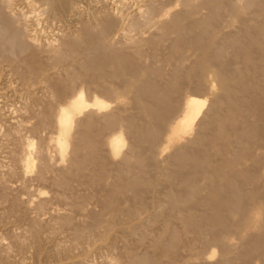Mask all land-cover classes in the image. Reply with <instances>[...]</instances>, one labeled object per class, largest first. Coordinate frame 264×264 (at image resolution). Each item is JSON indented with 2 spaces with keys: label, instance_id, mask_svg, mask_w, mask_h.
Returning <instances> with one entry per match:
<instances>
[{
  "label": "rangeland",
  "instance_id": "obj_1",
  "mask_svg": "<svg viewBox=\"0 0 264 264\" xmlns=\"http://www.w3.org/2000/svg\"><path fill=\"white\" fill-rule=\"evenodd\" d=\"M13 2L12 3H14L15 2V0H12ZM26 1V0H25ZM25 1L24 0H19V4L17 3L18 2V0H16V2L13 4V7H15V8H17V9H23V11H27L28 12V10L30 11V9H28L27 8V6H26V4H25ZM89 1H90V3H89ZM118 0H85V3H83L82 4V7H83V9H85L84 11H83V13H84V20L85 21H87L88 19H89V15L90 14H88V11H89V9H90V11H92V10H94L92 7L94 6V5H96V7L94 6V8L96 9H98V8H101V6H102V10H104L105 12H106V14L105 15H107V13H108V17L109 18H111V19H109V22H111L113 25H118V26H120L121 25V27H122V23H126V24H123V26L124 27H126L127 26V24H129L128 23V21L129 22H131V20H133V19H135V18H133V17H136V13L139 15V13L138 12H136V11H138L139 10V8L141 7V11H143V12H146L145 10H146V4H147V1H145V0H127V1H123V0H120V2L118 1ZM137 1V2H136ZM153 1V0H152ZM155 1V0H154ZM161 1H163V3L161 2ZM161 1H159L158 0V2L159 3H161V4H163V5H161V6H168V7H171V4H173L172 5V9L174 10V14L176 13V15L178 16V17H180L181 18V20L183 19V21H186V20H188L187 18H188V16H190L189 17V20H190V18H192L193 19V16H195V15H200V17H202L201 18V20H206V21H204V22H207L208 24H206V23H204L205 24V27H203L204 26V24L202 23V21H201V24H202V30L201 29H199V30H201V31H199V30H196V27H200V25L201 24H199V26H196L197 24H196V22H193L192 24L190 23V25H193L194 26V23H195V26L193 27V26H191V27H193V28H191V29H193L195 32H196V34H195V32L192 34L193 36V38L196 40V38H195V35L197 36V34L199 33H201L200 35H199V37L197 38L199 41L201 40V39H203L204 37H207L206 39H205V41H209L210 39L212 40V42H215V44H216V41H215V38H213L214 37V35H216L215 33H213L214 31H211V29L212 28H215L214 26L213 27H211L210 26V24L211 25H214V23H215V25L217 26H221L222 28H223V30H225L226 32H231L232 31V29L234 28L233 27V25H234V23H228L227 25H226V23L223 21V19H224V17L227 15V13H229L228 11H226V7L229 5V3H231V0H219V1H217V0H205V6H204V0H188L189 2H187V0H186V5L184 4V3H182V2H185V1H183V0H161ZM193 1V2H192ZM195 1V2H194ZM202 1V2H201ZM216 3H215V2ZM229 1V2H228ZM261 2H262V0H260ZM260 1L258 2V4H256V5H252V7L250 6V10L251 11H249V8H248V11L247 10H245V12H244V14L245 13H247V12H253V11H256V9L258 10L259 8V6H261V5H264V3H260ZM264 1V0H263ZM21 2H24L23 4L21 3ZM93 2H95L94 4H93ZM99 2V3H98ZM101 2V3H100ZM122 2V3H121ZM156 2V4H155V6L159 9H163L164 7H160L159 6V4H158V2H157V0L155 1ZM199 2V3H198ZM219 2H222V3H220V5H219ZM97 3V4H96ZM121 5H120V4ZM165 3L167 4V5H165ZM169 3H171V4H169ZM180 3H181V5H180ZM189 3V4H188ZM192 3H195V4H193L192 5V7H187L188 5H190L191 6V4ZM224 3L225 4H228L227 6L226 5H224ZM89 4V5H88ZM93 4V5H92ZM100 4V5H99ZM117 4V5H116ZM119 4V5H118ZM133 4V5H132ZM158 4V5H157ZM188 4V5H187ZM196 4H197V6H196ZM217 4H218V7H217ZM222 4V5H221ZM259 4H261V5H259ZM23 5H25L26 7H24ZM36 5V4H35ZM38 5V4H37ZM85 7H84V6ZM104 5H106V7H108L107 9H108V11L109 12H107V9H105L106 7L104 6ZM117 7H115V6ZM175 5V6H174ZM199 5V6H198ZM214 5H216V7L214 6ZM257 5H258V7H257ZM21 6V7H20ZM91 8H90V7ZM122 6V7H121ZM125 6H126V8H125ZM139 6V7H138ZM145 6V7H144ZM159 6V7H158ZM220 6H224V7H222L225 11H223V9L222 10H219V8H221ZM226 6V7H225ZM254 6H256V7H254ZM137 7V8H136ZM175 7V8H174ZM183 7H185V8H183ZM195 7H199L198 9L197 8H195ZM205 7H207V8H205ZM214 7V8H213ZM24 8H25V10H24ZM89 8V9H88ZM116 8V9H115ZM121 8H122V10H121ZM128 8V9H127ZM135 8V9H134ZM142 8L144 9V10H142ZM165 8H167V7H165ZM189 8H192L191 10L189 9ZM216 8H218V11L216 10ZM254 8H256L255 10H252V9H254ZM260 8H262V11H259V10H261V9H259L258 11H259V19L257 18V17H254L253 19V23H252V25L254 26H251L250 24V22H247V23H249V24H245L244 26H247L248 25V27H249V25H250V27L249 28H252V29H249L252 33H253V29L254 28H257L256 29V31L258 32V34H257V32L256 31H254V33L256 32V35L254 36L253 34V37H249L250 39H248V35L249 34H251V32L249 33L248 32V28L246 29V27H245V29L246 30H244V31H246V33L248 32V34L247 35H244L243 37L245 38V39H242L243 37H241L242 35L241 34H239V36L238 37H240L241 39H240V41H246L245 43L243 42H241L242 44H241V47H239L240 46V42H238L239 43V45H238V43L237 44H235L237 41H239V39H234V38H236L237 36L236 35H234V34H231V35H229L228 33V35H227V37H233L234 36V38H232L231 37V39H233L232 41H234V40H236V42L234 43V50L237 52H232L233 50H229V49H233V46H231L230 45V43L232 42H230V38H228L229 39V41L228 42H230L229 43V45H228V42H226L225 41V39H227L225 36L226 35H224V34H219L221 37V39H216L217 40V42H218V40L221 42V44H219V46L222 48V51H224V52H222V55H221V59H223V60H225V61H229L228 63H229V67H230V65H231V67H230V69L233 67V65H235L232 69H235V70H233L234 72H236L235 74H233L234 72L232 71V73H231V71H230V69H228L227 70V68H225L223 65L221 66V65H219V64H217L216 63V65L214 66L215 67V69H220V66H221V69H223V70H227V72H229L228 74H233V75H231L230 77L229 76H227V74H225L224 76H221V75H219V76H216V75H214L213 73H211L210 75V84H211V92L210 93H204V89L201 91V89H195L194 87H195V85H196V82L194 83H191L190 84V86L191 87H187V85H185L184 83H185V79H186V75H184L183 77L181 76V74H179L181 71H177V72H179V73H177L176 72V68H175V72L177 73H174V69H173V71H172V68H174V67H172L173 66V64L175 65V61H177V59L174 61V56L175 55H177L176 53L178 52L177 50H175V52H172L171 53V51H174V48H172V45H174V46H176V47H178L177 45H175V43L177 42V39L178 38H176V37H178V34L179 35H183V36H185V34H183V32L181 31V29H180V27L182 26V23H180V24H178L177 25V22H171V21H174V18L173 19H171L170 18V16H169V18L171 19L170 20V22L168 21H165L166 23H163L164 25H168V24H170V26H172L173 25V23L175 24L174 25V28H173V26H172V28L175 30V34H174V37L173 38H171L173 35V33H174V30H171L170 32H171V34L170 33H168V31H169V29L166 31L167 33H168V38H170L171 40H169L168 38H166L167 37V35H165V34H167L166 32H165V28H164V26H162V28L163 29H165L164 31H162L161 30V26H159V24L157 25V23H154L153 21V23L151 22V21H145V23L142 21V20H145V18H144V13H143V15H142V13H140L141 15H139V16H141V18L140 17H137V19L139 20H141L142 18V20H141V22L143 23V25H145V27L146 28H148V29H146V28H143L144 26H142V29H146L143 33L142 32H140V33H142L143 35L145 34L146 35V38L148 37L150 40H149V42L151 41V40H154V41H156V42H152L151 41V43H153V44H150V46H148L149 45V42H147V39H144V40H146V41H144L143 43H146V45H144L143 43H140V44H137V43H139V40H137L134 44H136V46H139V48H140V46L144 49V50H146L147 52H148V62L150 63V61L151 62H154V64L155 65H153V63L152 64H150V66L152 67V65H153V69L151 68V69H149V71H150V73H154V72H156L157 74L159 73V77L156 75V73H154V75H156V76H154V75H152L154 78H161L162 77V79H164V81L166 80L165 78H169V76L168 75H171V77H172V79H173V77H177V78H175V79H173V80H170L171 79V77H170V79H168L167 78V80H169V81H172V84H167L168 86H169V88H165V91H164V93H167L168 95H164V93L162 94L163 96H164V99H165V96H167L166 98L167 99H163V98H161V99H159L160 97H163L162 95H160V97L159 96H153V95H155V94H153L152 96L153 97H155V98H157V97H159L158 99H153L152 100V106H151V104L149 103V100H146V101H148V103L150 104H148L146 101H144V102H146L147 103V105L145 106L146 107V113L147 114H149V115H147L146 113H144L143 111H142V109H141V107L140 106H137V104H135V103H137L135 100H137L138 102H143V101H139L138 99H135L134 98V100H133V102L131 101V103H124V108H126L127 107V109H126V111H125V115H128L129 117H131L132 116V118H130L129 119V117H126V120H127V124H126V122H125V126L127 125V127H126V129H127V131L126 132H124V135H125V145H124V148H123V150L124 151H122L123 152V154H122V156H121V154L119 155V156H116V158H111V162H112V164H113V166H112V164H110L109 163V161H110V156L108 157V159H106L105 157H106V149H105V147H104V145H101V144H103V142L101 141V139H103L105 136H106V134H107V132H108V130L110 129V128H112L110 125H107L106 124V122H104V121H106V120H104L103 118L101 119V116H100V119H99V117H97V116H95L94 117V115H93V120L94 121H91L92 123H89V125H88V123H87V127H85L86 126V124H84V122L85 121H83V126L82 125H80L81 127H77L76 128V137H77V143L78 144H80L81 142H82V139L81 138H86L85 136H83L82 137V133L83 132H81V131H85V130H87V131H85V133H84V135H86V134H88V138H87V140L91 137V136H93V134H94V136H96V138L101 134L100 132H102V136H104L103 138H102V136L100 135V137H98V138H101V139H99V142L101 143L100 144V147L101 146H103L104 147V149H103V147H101L100 149H98L99 148V142H98V138L97 139H94V137H91L92 139H94L93 141H91V140H89L88 142L90 143V145L89 144H87V145H85V143L83 144V145H85L84 146V148L82 149V143L80 144V147L79 146H77L78 147V149L76 148V150H78L77 152H76V150H75V153H74V150H72V152L73 153H71V151L70 152H68V157H71V158H69V159H66V161H68L67 163V167H65V165H64V161H62L63 163V165H64V167H62L63 165L61 164V166L60 165H58V164H55L54 163V161H58L56 158L58 157V156H55V152L56 151H54V153L51 151L53 148H51L52 146V144L51 145H49V147L51 148H49L50 150L49 151H51L52 152V154H54L53 156H52V154H51V152H49V151H47L48 152V155H51L53 158H55V160L51 157V159H50V161L53 159V161H51V162H49L48 164H49V166L48 167H46V169L47 170H51L49 173H47V171H46V169L45 168H43V170L44 171H46V172H44L42 169H40L41 168V165L39 166V159H36L35 161H34V165L36 164H38V166H36L37 167V169L39 168L40 169V171H37L36 170V168L34 167V169L33 170H35V172L37 171V172H39V173H35V177H34V171H30L33 175H29V172L27 173V172H25L24 171V169H23V164L22 165H20V160L19 161H17V159H19V156H21V158L22 157H24V152H25V150L24 151H21V154L19 155V153H20V151L19 150H23L24 149V146H23V148H22V146H21V138L19 137L20 135H22L23 137H27V138H23V140L22 141H24V143L22 144V145H24L25 144V139H27V140H33V142H36L37 141V139H38V141L36 142V144L34 143V145L37 147L38 145H40V141H41V139H45V137L44 136H46V139H47V135H48V132H49V129H47V127L45 126L44 127V125L42 124V122L41 123H39L40 121H39V119H41V121L43 120L42 118L44 117V115H43V111H41V110H39V109H41L42 107H43V110H44V106L46 105V104H44V103H48V101H49V103L47 104V105H50L51 103L53 104L54 102H56L57 101V98H56V95H51L52 93L54 94V92H56V91H54V92H51V91H53V89H55V90H58V93L59 92H61V90H63L64 91V89H67L66 88V82L68 81V79H69V76L72 74V73H75V72H77L76 71V69L78 70V71H80V69H78V68H75L74 70H73V67H71V70H69V68H67V70L68 71H71V72H68L67 70H65L64 69V71L65 72H68V74L67 73H65L63 70L61 71V73L62 74H64V76H62L63 78L65 77L66 78V75L65 74H67L68 75V79L66 78V79H63L62 77H61V73H60V78H61V81H63V80H65V82H64V84L63 83H61V81H60V79L59 78H55L58 82H55L54 81V83H58V84H54L53 83V85H56V87H57V85H58V87H61L60 89H58V88H56L55 86H54V88H51L52 90L51 91H49V93L47 92V90H45V89H48V88H45L43 85L44 84H42L40 81H38V79H37V82H36V79H34V77L33 78H30L29 77V82L25 79L27 76H23V72H24V69H22V68H20L21 70H18V68H16V70H15V68H12L13 69V71H15V74H13L14 72L12 71V69H11V67H7L6 69H4L5 68V66L4 65H2L1 67H0V69L3 71H1L0 70V126L2 125V127H0V163H1V165H0V190L1 191H3V192H1L0 191V264H178L177 262H179V264H186V263H188V264H220L221 263V261H222V263L221 264H245V262H246V264H264L263 263V261H264V249L262 248V246L264 247V243H262V242H264V194H262V193H264V173H262V172H264V137H262L261 138V136H264L263 135V132H264V101H262V100H264V92H262V90H260L261 88L260 87H262V89L264 88L263 86H264V28H263V26H262V24L264 23L263 22V20L264 19H262L263 17H264V12H263V9H264V6H261ZM28 9V10H27ZM92 9V10H91ZM181 12H179L178 10ZM186 9V10H185ZM188 9L190 10V11H192V12H190V11H188ZM195 9V10H194ZM200 9V10H199ZM212 9V10H211ZM88 10V11H87ZM121 10V11H120ZM172 10V11H173ZM182 10V11H181ZM196 10H199V11H196ZM207 10V11H206ZM208 10H209V12L211 13V11H212V13L214 14V17L213 18H211L213 15H212V13H211V15H210V13L208 14ZM31 11H33V10H31ZM30 11V13H32L31 14V16H32V20H33V22L34 21H39V22H34V23H39V27H40V24L42 23L43 25H41L42 27V29L41 28H39V32H40V34L38 35L37 34V36H38V39L40 40H38L39 42H41V41H43L44 39V41H46L47 39H52V38H56L57 40H56V43L57 42H63L62 40H61V38L64 40L66 37L63 35H61V36H59V34L61 33V31H57V30H60V28H61V30L62 29H65L66 28V25L68 24V22L65 24V23H63V22H59V21H56V20H53V19H51V18H48L47 16H44V15H46V14H36V13H39L38 12V9H36V12L35 11H33V12H31ZM124 11V12H123ZM135 11V12H134ZM140 11V12H141ZM177 11H178V13L180 14V16H179V14L177 13ZM247 11V12H246ZM112 14H111V13ZM118 12V13H117ZM193 12H196V13H193ZM200 14H199V13ZM207 12V13H206ZM224 12H227L226 13V15H225V13ZM260 12H261V14H262V16L260 15ZM263 12V13H262ZM29 12H28V15L30 14ZM90 13V12H89ZM122 14V15H120V16H123V17H120L119 16V14ZM130 13V14H129ZM135 13V15L134 16H132V18L133 19H131V15L132 14H134ZM207 15H210V17L208 16H204L205 14ZM33 14H36V15H33ZM87 14V15H86ZM129 14V15H128ZM145 14H147V13H145ZM202 14V15H201ZM204 14V15H203ZM221 14L222 15H225V16H223L222 18H221ZM39 15H41V17H46L47 18V20H46V18H41V17H39ZM182 15V16H181ZM187 16V17H185V16ZM192 15V16H191ZM247 15V14H246ZM34 16H37V18L35 17L34 18ZM120 17L119 19V23L116 21V20H118V17ZM127 16H128V18H127ZM145 16H147V15H145ZM171 16H173V15H171ZM261 16V17H260ZM38 17L40 18V20L38 19ZM85 17H87V18H85ZM129 17H130V20H129ZM107 18V17H106ZM124 18V19H123ZM126 18V19H125ZM168 18V19H169ZM180 18H178L179 19V22L181 21L180 20ZM196 19H198L199 20V16L198 17H195ZM205 18V19H204ZM208 18V19H207ZM35 19H37V20H35ZM43 19H44V21H43ZM48 19H51L50 21V23H49V21H48ZM82 19V20H83ZM108 19V18H107ZM115 19V20H114ZM177 19V20H178ZM215 21H214V20ZM45 20H46V22H45ZM83 20V21H84ZM111 20V21H110ZM125 20V21H124ZM212 22H211V21ZM257 20H259V22L257 21ZM260 20L262 21V22H260ZM42 21V22H41ZM122 21V22H121ZM223 21V22H222ZM32 22V21H31ZM56 22H57V24H56ZM149 22H151V23H149ZM258 23L259 25V29H258V26L256 25V23ZM45 23V24H44ZM54 25H53V24ZM63 23V24H62ZM198 23V22H197ZM223 23V24H222ZM237 24L239 23V22H236ZM235 23V28L233 29V30H237L236 28L239 26V24H238V26H236L237 24ZM261 23V24H260ZM49 24V25H48ZM51 24V25H50ZM61 24V25H60ZM147 24V25H146ZM148 24H150V25H148ZM152 24L154 25V26H152ZM232 26H231V25ZM53 25V26H52ZM63 25V26H62ZM161 25H162V23H161ZM225 25V26H224ZM264 25V24H263ZM43 26H45L44 28H43ZM49 26V27H48ZM158 26H159V28H158ZM165 26V27H166ZM184 26V25H183ZM231 26V27H230ZM256 26V27H255ZM261 26H262V28H261ZM46 27H48V29H46ZM65 27V28H64ZM151 27V28H150ZM153 27H154V29H153ZM155 27H157V28H155ZM178 27H179V29H178ZM188 26H186V28H187ZM233 27V28H232ZM58 28V29H57ZM182 28V27H181ZM184 28H185V26H184ZM195 28V29H194ZM206 28H209L208 30H209V33L208 32H206L207 34H209V36H210V38L208 39V35L205 33H203L202 31L204 30V29H206ZM229 29V28H232V29H229V30H226V29ZM41 29V30H40ZM156 29H158V30H156ZM176 29L178 30V31H176ZM262 29V30H261ZM148 30V31H147ZM212 30H214V29H212ZM231 30V31H230ZM255 30V29H254ZM51 31V32H50ZM57 31V32H56ZM65 31V30H64ZM122 31H124L125 32V29L124 30H122ZM121 31V32H122ZM147 31V32H146ZM151 31V32H150ZM179 31H181L182 33L180 34V32ZM259 31H261V32H259ZM263 31V32H262ZM121 32L119 33L120 34V36L119 37H121L122 38V36L124 35V34H122V36H121ZM133 32H135L136 33V31H130V32H128V34H130V35H135V33H133ZM159 32V33H158ZM164 34L165 36L164 37H162V39H161V36H163L162 34ZM165 32V33H164ZM177 32H179L178 34H176ZM211 32H212V34H211ZM232 32H234V31H232ZM236 32V31H235ZM56 33H59V34H56V36H55V34ZM123 33V32H122ZM125 33H127V31L125 32ZM138 34V32L136 33V35L135 36H137V37H135V38H139L138 36H140L141 34ZM151 35H150V34ZM204 35H203V34ZM259 33H262V34H259ZM49 35V37H48V35ZM138 34V35H137ZM148 34V35H147ZM160 35L161 34V36H158V40L156 39L157 37L155 36V35ZM171 36H170V35ZM57 35L60 37L59 39H60V41H58V38H57ZM152 35H154V36H152ZM177 35V36H176ZM203 35V36H202ZM207 35V36H206ZM212 35V36H211ZM218 34H217V36H219ZM52 36V37H51ZM142 36V35H141ZM140 36V37H141ZM151 38H153V39H151ZM183 36H179L180 38L178 39V44L181 46V49H182V52L183 53H186L187 52V50L186 49H188V48H185V47H182L183 46V44H185L184 42L185 41H187V40H185V38L183 37ZM202 38H201V37ZM217 36H215V37H217ZM247 36V37H246ZM41 37H43V38H41ZM48 37V38H47ZM63 37H65V38H63ZM154 37H155V39H154ZM182 37L184 38V40L182 39ZM191 37V35H190V38L193 40V43H194V39ZM237 37V38H238ZM257 37H259V38H261V39H257ZM263 37V38H262ZM121 38H118V39H121ZM143 38H145V37H143ZM213 38V39H212ZM222 38H224L223 40L226 42V44L225 43H223V41H222ZM256 38V39H255ZM43 39V40H42ZM161 39V40H160ZM164 39V40H163ZM174 39H176V41H174ZM246 39H248V40H246ZM251 39H253V40H251ZM67 40V39H66ZM164 42H163V41ZM165 40H168V41H165ZM192 40H190V41H192ZM250 40H251V43H250ZM256 40V41H255ZM259 40H260V42H262V43H260L259 42ZM65 41V40H64ZM159 41V42H158ZM172 41H174L173 42V44H172ZM189 41V40H188ZM202 41V40H201ZM248 41V42H247ZM160 42H163V43H160ZM180 42H181V44H180ZM257 42V43H256ZM44 43V42H43ZM54 43H55V41H54ZM189 43V42H188ZM192 43V44H193ZM202 43H204V40L202 41ZM225 44V45H223V44ZM255 43L257 44V45H255ZM259 43V44H258ZM60 44V43H59ZM156 44H158L157 45V47H156ZM186 44H187V42H186ZM192 44H190L191 46H192ZM57 45H58V43H57ZM60 45H62V44H60ZM155 47V49L157 48V50H155L154 49V47ZM201 45V44H200ZM217 45V44H216ZM226 45H228L227 47H230V48H227L228 49V51L226 50V49H223L224 48V46H225V48H226ZM244 46V48H243V46ZM173 46V47H174ZM203 45H201V47H202ZM218 46V45H217ZM236 46V47H235ZM257 46V47H256ZM153 49H152V48ZM158 47H160L159 49H158ZM162 47V48H161ZM176 47H175V49H176ZM193 47H195V46H192V48ZM197 48H198V46H196ZM195 47V49H190L189 48V50H188V52L186 53V55H185V57L184 58H187L186 60H184V62L185 61H187V62H185V63H187V64H190L189 62H191V61H189L188 62V60L190 59H192L193 58V60L194 59H196V57H198L197 59L199 60L200 58H201V56L200 55H197L198 54V52H200L201 53V49H200V51H198L197 52V48ZM254 47V48H253ZM132 48H133V46H129L128 47V50H130V51H132ZM178 48H180V47H178ZM259 48H262V49H260L259 50ZM149 49H151V50H149ZM162 49V50H161ZM173 49V50H172ZM181 49H179V50H181ZM244 49V50H243ZM245 49H246V51H245ZM253 49H254V52H253ZM154 50L156 51V52H154ZM162 52H161V51ZM192 50V51H191ZM195 50V51H194ZM251 50V51H250ZM152 51H153V53H152ZM228 52V55H227V52ZM245 51V52H244ZM247 51H248V53H247ZM256 51H258V52H256ZM194 52V53H193ZM196 52H197V54H196ZM231 52V53H230ZM251 54H250V53ZM158 53V54H157ZM160 53V54H159ZM163 53H164V56H166V57H169V58H166V57H164L163 56ZM167 53H169V54H167ZM172 54V57H171V54ZM179 53V52H178ZM199 53V54H200ZM233 53V54H232ZM244 53H246L245 54V56H244ZM255 53V54H254ZM258 53V54H257ZM260 53H261V55H260ZM154 56H153V55ZM166 54V55H165ZM188 54V55H187ZM197 55V56H195V55ZM226 54V55H225ZM231 54V55H230ZM248 54H249V56H248ZM156 55H159L158 57L156 56ZM189 55H191V56H189ZM253 55V56H252ZM156 56V57H155ZM189 57V59H188V57ZM153 57H154V59H153ZM170 57H171V59H172V61H170L171 59H170ZM176 57V56H175ZM191 57V58H190ZM236 57V58H235ZM245 59H244V58ZM247 57H248V61L250 62V63H247ZM257 57V58H256ZM158 60H157V59ZM234 59V60H230V59ZM151 59V60H150ZM167 60L166 61V63H165V61L163 62V60ZM169 59V60H168ZM220 59V58H219ZM235 59H237V60H235ZM259 59H260V61H259ZM153 60V61H152ZM157 62H156V61ZM192 60V61H193ZM215 60V62L216 61H218V60H216V58L215 59H213L212 61H214ZM256 60V61H255ZM196 61V60H195ZM221 61V60H220ZM233 61H237V63H239V65L238 64H236L235 62V64L233 63ZM241 61V62H240ZM243 61V62H242ZM246 61V62H245ZM159 62V63H158ZM174 62V63H173ZM183 62V63H184ZM219 62V61H218ZM260 62V63H259ZM170 63V64H169ZM222 63V62H221ZM241 63H242V65H241ZM156 64H158V67H160L159 69H161V66L162 67H164V68H162V70L163 71H168V73H170V74H165L164 72H162V71H159L157 68V66H156ZM172 64V65H171ZM246 65V69H242V68H245L244 66ZM169 65V66H168ZM171 65V66H170ZM191 65H192V63H191ZM190 65V66H191ZM239 67H238V66ZM252 67H251V66ZM155 66V67H154ZM185 66H187V65H185ZM238 68H237V67ZM242 66V68H241V71H240V67ZM259 66H261V67H259ZM87 67V66H86ZM85 67V68H86ZM171 68V69H169V68ZM194 67V66H193ZM192 66L191 67H188V68H193ZM216 67H219V68H216ZM225 69H224V68ZM85 68H81V70L82 69H85ZM195 68L197 69V67L195 66ZM194 68V69H195ZM249 68V69H248ZM9 69V70H8ZM11 69V70H10ZM156 69V70H155ZM180 69V68H179ZM178 69V70H179ZM187 69V68H186ZM196 69H195V71H196ZM236 69H237V71H236ZM239 69V70H238ZM11 73V71H12V73L8 76V74H9V72ZM158 70V71H157ZM180 70H183V72H185L184 71V69H180ZM190 70V69H189ZM193 70V69H192ZM252 70V71H251ZM19 71V72H18ZM49 71V70H48ZM47 71V72H48ZM51 71V70H50ZM154 71V72H153ZM194 71V70H193ZM193 71H190V74L191 75H193L192 73H193ZM246 72V74L244 73V75L242 74H240L239 72ZM6 72H8V73H6ZM160 72H161V74H160ZM188 72L189 71H187L186 73L188 74ZM237 72H238V75L240 76H236V74H237ZM257 72H258V74H260L261 75V77L263 76V78L261 79V78H259L258 77V75H257ZM260 72H262V73H260ZM16 73H18V74H20L22 77H19V75L18 74H16ZM71 73V74H70ZM162 73H164L165 74V76H164V74H162ZM167 73V72H166ZM185 73V74H186ZM13 74V75H12ZM70 74V75H69ZM16 75V76H15ZM163 75V76H162ZM175 75V76H174ZM178 75V76H177ZM179 75H180V77H179ZM195 75H196V72H195ZM256 75H257V77H256ZM259 75V76H260ZM15 76V77H14ZM17 76H18V78H17ZM9 77V78H8ZM58 77H59V75H58ZM247 78V77H249L250 79H246L247 81H251L252 82V84H253V86H252V89L253 90H251L250 88V86H251V84H250V81H249V84H248V82L244 79V78ZM252 77H253V79H254V77H255V79L256 80H254V82H255V84H256V82H257V80H263V82L261 83L260 82V80L257 82V84L256 85H254V82H253V80H252ZM20 78H22V79H20ZM80 79L81 78H83V76H80L79 77ZM78 78V79H79ZM258 78V79H257ZM17 79V82L15 81V80ZM19 79V80H18ZM33 79V80H32ZM78 79H77V81H78ZM222 81V82H220V80ZM230 79H232V80H230ZM239 79H240V81L242 80L243 81V79L245 80V83H247V84H245V85H243L241 82H240V84L241 85H243L244 87H246V89H244V87L243 86H241L238 82H239ZM10 80V81H9ZM21 80V81H20ZM22 80H25V81H22ZM30 80H31V82H30ZM67 80V81H66ZM175 80V82L173 83V81ZM15 81V82H14ZM20 81V82H19ZM169 81H167L168 83H170ZM215 81V82H214ZM236 82L233 86H231L232 85V83L233 82ZM238 81V82H237ZM11 82V83H10ZM33 82V83H32ZM35 82V83H34ZM166 82V83H167ZM221 83L222 85H223V88L225 89V88H227V89H229V90H227V94L224 92V90H221L222 89V87H220V85H219V83ZM244 82V81H243ZM9 83H10V85L11 86H14L13 87V91H11L12 90V88L10 87V85H9ZM18 83V84H17ZM21 83H23V84H21ZM24 83L26 84L25 86H24ZM31 83V84H30ZM186 83H188L187 81H186ZM217 83V84H216ZM227 83H230V85L229 84H227ZM6 84H8V85H6ZM19 84H20V87H19ZM27 84H30V86H31V88H32V90H30V86L29 85H27ZM34 86H33V85ZM37 86H36V85ZM42 84V85H41ZM175 84H177L176 86H175ZM183 84V85H182ZM194 84V85H193ZM3 85V86H2ZM172 85H174L175 87H177L176 89H175V87L173 86L172 87ZM184 85H185V87H184ZM225 85V86H224ZM227 85V86H226ZM247 85V86H246ZM248 85H249V87L250 88H248ZM257 85H261V86H257ZM23 86V87H22ZM36 86V87H35ZM39 86H42V88L41 87H39ZM63 86H65V88L63 87ZM242 87V89H241V87ZM28 87H29V90H27L28 89ZM44 87V88H43ZM172 87V88H171ZM178 87H180L179 89H181V90H183L184 88V91H180L179 89H178ZM184 87V88H183ZM233 87V88H232ZM259 87V88H258ZM5 88V89H4ZM11 88V89H10ZM17 88H20V89H17ZM38 88H40L39 90H41V91H46V92H43L45 95H43V93L41 92H39V90H38ZM62 88H64V89H62ZM190 88H192V90H190ZM193 88H194V90L195 91H197V92H195L194 90H193ZM201 88V87H200ZM236 88V89H235ZM257 88L259 89V90H257ZM10 89V90H9ZM21 89H25L24 90V92H22L21 91ZM35 89H36V91H35ZM167 89H169V90H167ZM172 89V90H171ZM177 92H175V94H173L174 93V90ZM237 89H239V90H241V91H244V92H241V91H237ZM19 90V91H18ZM48 90H50V88L48 89ZM226 90V89H225ZM232 90V91H231ZM234 90V91H233ZM249 90H251V92L249 91ZM4 91H5V93H4ZM15 91V92H14ZM16 91H18V92H16ZM30 91V92H29ZM35 91V92H34ZM38 91V92H37ZM170 91H172V92H170ZM182 93V94H180V92ZM188 91V93H190L192 96H194V93H195V95L197 96V97H199L200 96V98L201 99H203V98H206L207 96V98L205 99V102H204V109H206V111H209V109L211 108H213V112L214 113H218V112H216V110L217 111H221V112H219L217 115L215 114V115H213V113H208L209 115L207 116V112H206V115L204 114L205 113V110H204V112H202L203 114H200L199 113V115L201 116L200 118L197 116V118L198 119H196V121H195V125H194V129H193V135L195 134V136L197 135V134H199V138H201L203 141H204V143H205V141L207 140V143H208V141L209 140H213L212 142L211 141H209L210 143H208V145L210 146V148L209 149H211V145L213 144L214 145V142L215 141H217L216 139H213V138H215L214 136L215 135H217V127L216 126H214L212 123H214V121L215 120H213L212 118L213 117H215L216 116V118L215 119H217L216 120V122L215 123H217V122H219V123H222V125H224V123L226 124L225 126H228L225 130H224V132H227L228 130L230 131V133H229V131H228V133L227 134H225L226 135V142L228 141V143L230 142L229 141V139H230V137H229V134H230V136H231V139L233 138V135H234V132H235V130L233 131V128L236 126L235 125V122H237V125H242V126H245L248 130H249V132H252V133H250V135L251 136H249V135H247V138H245L244 137V135L246 136V133L248 134L249 132H246L245 131V133L244 134H242V137H244V139L242 138L241 139V143L243 142L244 143V145H245V147L240 143L239 144V147H240V145H242L243 147H241V148H238V150H237V146H236V151H235V153H234V155H235V159H234V155H233V157L231 156V160H230V162H231V165L229 166V167H231L232 166V169L234 168V170H232V173L235 171V172H237L238 173V175H239V173H240V176L242 177H240V176H238V178H236V176H234V177H232L231 178V184H232V188H230L229 187V189L230 190H232V191H234L235 190V192H237V189H238V192H241V193H239V195H235L236 193H232V195L234 196H231V195H229L228 194V196H230V197H232L231 198V200L232 201H227V202H230V203H227V202H225L224 203V206L226 207H228V210H227V208H226V210L225 211H227V212H225V214L227 215V217L229 216H231L230 217V219L228 218V220L230 221H226L225 219H227V217L226 218H224V216H225V214L223 213L224 211H222V209H225V207L224 206H222V204L223 203H221V199H219V198H221V194L219 195L218 193H216L217 195H215L214 193H211L212 191L209 189V188H202V187H198V183L196 182V180H198V182H200L199 180L201 179V177H200V172H201V168H202V164H199L198 166H196V164H197V162H199L198 160H196V162H193V161H195L194 159L196 158H191L192 159V161H191V159H189L188 161L189 162H186L185 163V161L187 160V159H184V163H181V162H183V158L181 157V155H179V153L177 152V150H174V151H176L177 153H175V152H171V150H173V148L171 149V148H167V149H163L162 151H163V153H162V151H157L156 150V147H155V149H154V151H153V149L151 148V150H150V148L148 149H146V147H147V144H148V146L149 145H152V144H150V143H153V141L152 140H150L151 138H149L150 136H146L145 137V135L146 134H148V133H145V131H144V133H142L143 132V130L141 129V125H148L147 123H149V122H151V123H154V122H157V121H159V119L160 118H162L161 116H160V114L162 113V110H163V108H166V107H170V106H172L173 105V102L171 101V99H173V101H174V99L177 97V95H178V97L179 96H181V95H183V94H186V92ZM220 91H222L221 92V94H220ZM229 91V92H228ZM235 91H237V92H235ZM254 91H255V93L256 94H252V93H254ZM259 91H260V95L259 96H257V94H259ZM263 91H264V89H263ZM30 94V93H32V94H28V93ZM37 92V93H36ZM194 92V93H193ZM202 92V93H201ZM232 92H234V93H232ZM251 93V95H250V93ZM262 92V93H261ZM16 93V94H15ZM17 93H19V94H17ZM21 93V94H20ZM25 93V94H24ZM33 93H34V95H33ZM39 93V94H38ZM46 93L47 94H50L51 95V97L52 98H56V99H50V100H52V101H50L49 99H47V98H49L50 97V95H49V97L46 95ZM171 93H172V95H174V97L171 95ZM187 93V94H188ZM197 93V94H196ZM203 94V95H201V94ZM215 93H219L218 95H216ZM222 93L225 95V97L226 96H228V94H229V96L227 97V98H229V99H227V98H225L224 97V95H223V98H221L220 96H222ZM237 93H240V94H237ZM36 94H38L39 95V97H38V95H36ZM56 94H57V92H56ZM212 94H215V95H213L212 96ZM14 95V96H13ZM16 95V96H15ZM36 95V96H35ZM41 95H43V96H41ZM176 95V96H175ZM199 95V96H198ZM220 95V96H219ZM248 95H250L249 97H248ZM253 95H255L254 96V98H256V96H257V98H256V100H254V102H253V100H251V96H253ZM8 96V97H7ZM25 96V97H24ZM28 96V97H27ZM30 96H32V97H30ZM34 96L39 100L41 97H43V98H41L40 100H42V102L43 101H45L46 100V102H41L40 100L38 101L37 99H35V101H33L34 100ZM46 96V99L44 98ZM57 96H58V94H57ZM150 96L151 95H148V97H149V99H150ZM169 96V97H168ZM215 96V97H214ZM263 96V97H262ZM5 99H4V98ZM10 97H12V98H10ZM20 97V98H19ZM147 97V98H148ZM153 97H151V98H153ZM173 97V98H172ZM177 97V98H178ZM182 97V96H181ZM181 97L179 98V99H181ZM203 97V98H202ZM213 97V98H212ZM241 97V98H240ZM247 97H248V99H247ZM259 97H261V98H259ZM32 99L31 100V102H30V99ZM146 98V99H147ZM169 98V99H168ZM171 98V99H170ZM211 98V99H210ZM232 98H234V100L232 99ZM242 98H244L243 100H242ZM253 98V97H252ZM253 98V99H254ZM263 98V99H262ZM19 99V100H18ZM21 99V100H20ZM26 99V100H25ZM45 99V100H44ZM225 99H226V101H225ZM236 99H237V101H236ZM246 99H247V101H246ZM249 99H250V101H249ZM257 99H259V100H257ZM11 100H13V101H11ZM22 100H25V102H23ZM37 100V101H36ZM48 100V101H47ZM53 100H55V101H53ZM166 101V103L165 104H163V103H161L160 101ZM171 101V103H170V101ZM175 100H177V99H175ZM209 100H211V101H209ZM228 100V101H227ZM232 100L233 101H236V102H239L240 100V102L239 103H237L236 104V102L234 103H232ZM239 100V101H238ZM180 101V100H179ZM208 101H209V103H208ZM220 101H221V103H220ZM224 101H225V103L227 104V105H223V103H224ZM249 101V102H248ZM260 101L262 102V103H260ZM12 102V103H11ZM26 102H27V104H26ZM34 102V103H33ZM39 102H40V104H39ZM150 102H151V100H150ZM158 104H157V103ZM160 102V103H159ZM177 102V101H176ZM175 102V103H176ZM230 102L232 103V104H230ZM251 102V103H250ZM253 102V103H252ZM10 103V104H9ZM21 103L22 104H26V107L24 108V107H22L23 105H21ZM28 103H29V106H28ZM35 103H37L36 104V106H35ZM145 103V104H146ZM156 103V104H155ZM171 105H170V104ZM248 103H250V104H248ZM255 103V104H254ZM15 104L16 105H18V106H15ZM24 104V105H25ZM34 104V105H33ZM42 104L44 105V106H42ZM51 104V105H52ZM113 104H115V103H113L112 102V104L111 105H113ZM140 103H138V105H139ZM141 104H143L144 105V103H141ZM166 104H169V106L168 105H166ZM177 104H179V102H177ZM177 104H174V106H176ZM215 104H216V106H215ZM219 104H222V105H219ZM233 104H235V105H233ZM238 104H239V106H238ZM247 104V105H246ZM254 104V105H253ZM8 105V106H7ZM12 105V106H11ZM33 105V106H32ZM37 105H39V106H41V108H39V106H38V108H37ZM46 105V106H47ZM129 105H131V107L129 106ZM163 105H165V106H163ZM231 105V106H230ZM242 105V106H241ZM256 105V106H255ZM258 105V106H257ZM21 106V107H20ZM35 106V107H34ZM129 106V107H128ZM177 106H179V105H177ZM176 106V107H177ZM213 106V107H212ZM225 106V107H224ZM228 106V107H227ZM248 106V107H247ZM251 106V107H250ZM18 109V107L20 108V111H19V109L17 110L16 108ZM49 106H47L46 108H48ZM151 107V108H150ZM206 107V108H205ZM207 107H209V109L207 110ZM214 107H215V109H214ZM220 109H219V108ZM232 107V108H231ZM235 107L236 108H240L241 107V109H235ZM259 109H258V108ZM262 107V108H261ZM29 108V109H28ZM131 108V109H130ZM218 108V109H217ZM228 108V109H227ZM236 110H234V109ZM248 109V111H247V109ZM251 108H252V111H250L251 110ZM253 108H256V109H253ZM12 109V110H11ZM23 111H22V110ZM27 111H26V110ZM31 109V110H30ZM38 109V110H37ZM133 109V110H132ZM148 109H150V110H148ZM151 109H153V110H151ZM157 109H159L160 110V114H159V111L157 110ZM210 109V110H211ZM227 110L226 111V113L225 112H223L224 110ZM230 109V110H229ZM232 109V110H231ZM25 110V111H24ZM135 110V111H134ZM156 110V111H155ZM173 110V109H172ZM229 110V111H228ZM237 110H239V111H237ZM241 110H242V112H241ZM253 110H254V112L255 111H258V112H253ZM13 111V112H12ZM38 111H40V113L38 112ZM128 111V112H127ZM142 111V114H140V112ZM154 111L156 112V115H152L153 113H154ZM158 111V112H157ZM232 111V112H231ZM31 112V113H30ZM42 112V113H41ZM132 112V113H131ZM136 112V113H135ZM227 112L229 113V112H231L230 114H227ZM235 112H236V114H235ZM239 112V113H238ZM252 112V113H251ZM8 113V114H7ZM35 115H34V114ZM134 113V115H140V116H134V115H132ZM158 113V114H157ZM170 113V112H169ZM234 113V114H233ZM241 113V114H240ZM249 113V114H248ZM251 113V114H250ZM6 114V115H5ZM17 114V115H16ZM20 114V115H19ZM29 116H28V115ZM39 114V115H38ZM146 114V117L147 118H145V115ZM222 114H226V115H228V116H226V120H224L223 121V119H225V116L224 115H222ZM233 114V115H232ZM248 114V115H247ZM257 114H259V115H257ZM262 114V115H261ZM4 115V116H3ZM38 115V117H36ZM141 115H142V119L144 120H140V118H141ZM152 115V116H151ZM164 115V114H163ZM167 115V114H166ZM169 115H174V114H169ZM204 115H205V117H204ZM211 115V116H210ZM241 115V116H240ZM243 115V116H242ZM16 116V117H15ZM19 116H21V117H19ZM86 115H84V117H85ZM143 116H144V118H143ZM149 116V117H148ZM170 116V117H171ZM210 116V117H209ZM213 116V117H212ZM224 116V118L222 119V117ZM230 116H231V118H230ZM240 118H239V117ZM245 116H247V119L246 118H243V117H245ZM262 116H263V118H262ZM135 119H134V118ZM138 117V120H139V122H140V124L141 125H137V128L138 127H140V129H139V131H138V129H136V127H135V125H136V123H135V121L136 122H138L137 121V118ZM155 118V120H153L152 118ZM158 117H160V118H158ZM173 117V116H172ZM209 118V119H211V121L210 122H212V123H209V122H205L206 120L208 121V119H205V121H204V118ZM227 117H228V120H227ZM234 117V118H233ZM236 117V118H235ZM238 117V118H237ZM249 117V118H248ZM16 118V119H15ZM19 118V119H18ZM22 118V119H21ZM39 118V119H38ZM150 118V119H149ZM255 118H258L257 120L255 119ZM18 119V120H17ZM21 119V120H20ZM36 119H38V121L36 120ZM97 121H99L100 120V122H97ZM134 119V120H133ZM150 120L149 122H148V120ZM235 119V120H234ZM240 119H242V120H240ZM254 119V120H253ZM10 122H9V121ZM20 120V121H19ZM85 120V119H84ZM101 120H104V121H101ZM198 120V121H197ZM200 120V121H199ZM203 120V121H202ZM236 120H238V121H236ZM243 120H245V121H243ZM262 120V121H261ZM7 121V122H6ZM18 121V122H17ZM108 121V120H107ZM142 121V122H141ZM146 121V122H145ZM229 121V122H228ZM240 121V122H239ZM241 121H243V122H241ZM252 121H254L255 122V125H254V122H252ZM256 121L258 122V124H259V126L257 127L256 125H257V123H256ZM260 121L263 123H261L260 124ZM16 122V123H15ZM38 124H40L39 126L40 127H37V126H32V127H34V129L30 126V125H38ZM95 122V123H94ZM102 122V125H100L99 123H101ZM144 122L146 123V124H144ZM198 122V123H197ZM224 122V123H223ZM228 122V123H227ZM249 122V123H248ZM252 122V123H251ZM17 123H18V125H17ZM103 123H105V126H103L104 124ZM130 123V124H129ZM214 123V124H215ZM240 123V124H239ZM242 123V124H241ZM250 123L252 124V125H254V126H256L257 127V129H262L263 128V132L262 131H260V130H257V129H255L256 127H254V126H251L250 125ZM16 124V125H15ZM92 126H91V125ZM218 124V123H217ZM227 124H229V125H227ZM13 125H15V126H13ZM23 125V126H22ZM28 125V126H27ZM97 125H99V131L97 130V128H98V126ZM132 127H131V126ZM235 125V126H234ZM250 126V129L248 128L249 126ZM9 126H11V127H14V129L16 130V132H13V131H15V130H13V128H10ZM110 126V127H109ZM128 126L130 127L129 129H128ZM143 126V127H144ZM213 126V127H212ZM248 126V127H247ZM28 127V128H27ZM35 127H36V129H35ZM85 128V129H83V128ZM93 127V128H92ZM102 127V128H101ZM105 127V128H104ZM107 127H109V128H107ZM114 127V126H113ZM142 127V128H143ZM239 126H237V128H238ZM37 128H39V129H37ZM42 128V129H41ZM78 128H82V129H80V131H78ZM88 128V129H87ZM91 128V130H89ZM96 128V129H95ZM104 128V131L102 130ZM107 128V129H106ZM205 128H206V132H205ZM229 128V129H228ZM251 128H252V130H251ZM9 129H11L10 131L11 132H9ZM22 129V130H21ZM27 129V130H26ZM32 129V131H30ZM48 130V131H46V130ZM125 129V128H124ZM132 129V130H131ZM196 129H199V133H197L196 131ZM202 129H204V130H202ZM228 129V130H227ZM253 129H255V131H253ZM13 130V131H12ZM28 130H29V132H28ZM39 131V130H41V131H39V132H37V131ZM94 130H97V133H99V135L97 136L96 134H95V132H94ZM113 130V129H112ZM111 130V131H112ZM128 130H130V135H128ZM140 130H142V132L140 131ZM195 130V131H194ZM201 130H202V132H205V133H207L208 131L207 130H209V135L211 134V136H210V138L208 139V135H203V133L201 132ZM27 131V132H26ZM34 131V132H33ZM37 133H36V132ZM88 131H90V133H87ZM110 130H109V134H110V132H111ZM258 131H260V133H262L261 135H260V133L258 132ZM12 132L14 133V135L12 134ZM26 132V133H25ZM81 132V133H80ZM105 132V133H104ZM139 134V135H137V133ZM200 132L202 133V137H204V138H202V137H200ZM6 133V134H5ZM17 133V134H16ZM23 133V134H22ZM34 133V134H33ZM40 133V134H39ZM93 133V134H92ZM127 133V134H126ZM134 133H136V134H134ZM163 133V132H162ZM161 133V135H163ZM213 133H214V135H213ZM243 133V132H242ZM255 133V134H254ZM256 133H259V135L257 136V137H255L254 135H257ZM30 134V135H29ZM33 134V138H32V135ZM42 134V135H41ZM46 134V135H45ZM89 134H91L90 136H89ZM108 134V135H109ZM134 134V135H133ZM208 134V133H207ZM222 134V133H221ZM5 135H8V136H5ZM26 135V136H25ZM28 135V136H27ZM34 135H36V136H34ZM107 135V136H108ZM127 135L129 136V137H127ZM132 135H133V138H132V140H131V137H132ZM17 136L19 137V138H17ZM78 136H79V138H78ZM135 136V137H134ZM137 136V137H136ZM213 136V137H212ZM250 137V140L253 138V140L251 141V142H253V141H256L255 140V138L257 139V138H261V139H257V141H258V143L256 142V144H254V142H253V144H250L251 146H249V148L252 150H250V149H248V146H247V144L244 142V140L247 142V140L249 141V137ZM260 136V137H259ZM7 137V138H6ZM36 137V138H35ZM148 137V138H147ZM17 138V139H16ZM32 138V139H31ZM126 138H128V140L129 141H127V139ZM134 138H135V140L137 141H135L134 140ZM139 138V139H138ZM6 139V140H5ZM36 139V140H35ZM45 139V140H46ZM78 139H81V141L79 142V140ZM140 140L139 141V143H138V140ZM146 139H148V140H146ZM200 139V140H201ZM230 139V140H231ZM35 140V141H34ZM40 140V141H39ZM84 140V142H87V140H85V139H83ZM131 140V141H130ZM197 141V142H202V140L201 141ZM243 140V141H242ZM133 141L135 142L134 143V145H133ZM146 141H147V143H146ZM150 141V142H149ZM47 142V141H46ZM92 142V143H91ZM96 142V143H95ZM131 142V143H130ZM142 142V143H141ZM250 142V143H251ZM4 143H6V144H4ZM94 143V144H93ZM145 145H144V144ZM206 143V144H207ZM227 143V144H228ZM231 143V142H230ZM230 143H229V145H230ZM19 144H20V146H19ZM98 144V145H97ZM128 144H129V146H128ZM136 144H140L139 146L138 145H136ZM144 146V147H141L142 145ZM193 144V143H192ZM203 144V143H202ZM202 144H199V145H202ZM248 144H249V142H248ZM96 145V146H95ZM195 145V147H197L196 146V144H194ZM198 145V144H197ZM212 145V146H213ZM257 145V146H256ZM260 145V146H259ZM125 146L127 147V148H129V149H131V148H133V149H131V150H128V151H126L127 150V148H125ZM189 146H191V145H189ZM233 146V145H232ZM20 147V148H19ZM39 147V146H38ZM37 147V148H38ZM95 147V149H96V151L95 150H93V148ZM153 147V146H152ZM88 150H87V149ZM89 148H91L92 149V151L94 152H92L91 151V149H89ZM137 149V150H134V149ZM139 148V149H138ZM234 148V147H233ZM256 148V149H255ZM32 149H34V150H37V149H35V148H33L32 147ZM48 149V148H47ZM46 149V150H47ZM80 149V150H79ZM101 149H102V151L104 150V152H102L101 151ZM144 149V150H143ZM171 149V150H170ZM239 149H244V150H242V151H239ZM246 149V150H245ZM6 150V151H5ZM33 150V151H34ZM86 150V151H85ZM140 150V151H139ZM141 150H142V152H141ZM262 150V151H261ZM81 151H83V152H81ZM129 151H130V153H129ZM132 151V152H131ZM137 151H139V152H137ZM152 151H153V156L151 157V153H152ZM170 151V152H169ZM212 151H213V149H212ZM211 151V152H212ZM247 152V153H245V152ZM248 151H250L249 153L251 154H249L248 153ZM6 152V153H5ZM14 152V153H13ZM16 152V153H15ZM22 152H23V154H22ZM87 152V153H86ZM136 152V153H135ZM146 152V153H145ZM148 152H151L150 154L148 153ZM82 153V154H81ZM83 153H85L86 154V156H83L84 154ZM96 153V154H95ZM101 153L102 154H104V155H101ZM135 155H134V154ZM139 153V154H138ZM141 153H144L143 155H144V157H142L143 155L141 154ZM252 153H254V154H252ZM261 155H260V154ZM15 154V155H14ZM16 154L18 155V158H16L15 156H16ZM73 154L75 155V156H73ZM89 154V155H88ZM98 154V155H97ZM128 154H130V155H128ZM138 154V155H137ZM148 154V155H147ZM156 154H157V156H156ZM164 154V155H163ZM181 154V153H180ZM246 154H247V156H246ZM257 154H259V155H257ZM2 155V156H1ZM57 155V154H56ZM71 155V156H70ZM80 155H82V156H80ZM96 155V156H95ZM137 155V156H136ZM145 155H147V157L148 156H150L151 158H153V161L152 160H150L151 158H146V156ZM170 155V159H166L168 156ZM241 156V157H239L238 159H237V157L238 156ZM263 155V156H262ZM55 156V157H54ZM94 156H95V158H94ZM98 156V157H97ZM107 156H108V154H107ZM251 156V157H250ZM258 156V157H257ZM259 156H260V158H259ZM67 157V158H68ZM74 157V158H73ZM79 157H81V158H79ZM83 157V158H82ZM93 157V158H92ZM105 159H104V158ZM172 157H174V158H172ZM198 157V156H197ZM201 157V156H200ZM253 157V158H252ZM16 158V159H15ZM78 158V159H77ZM85 158V159H84ZM101 158H103L104 159V161L103 160H101ZM121 158V159H120ZM126 158V159H125ZM136 158H137V161H136ZM142 158H143V160H142ZM146 158V159H145ZM176 158V160H173V159H175ZM180 158V159H179ZM202 158V157H201ZM204 158V157H203ZM246 158V159H245ZM250 158H251V160L252 159H254L252 162L254 163H252L251 162V160H250ZM258 158V159H257ZM3 159V160H2ZM23 159V158H22ZM75 159V160H74ZM76 159H77V161H76ZM83 159H84V161H83ZM126 160V162H128V164L131 162V159H132V162H133V159L135 160L133 163L134 164H136L138 161V163L136 164V165H134V164H132V165H134V169H136V171L135 170H133V168H132V165H131V168H132V170H131V168H130V164H129V166H128V164L127 163H125L124 161ZM139 159V160H138ZM155 159L157 160V161H159V162H163V163H169L170 161V164H167V166L169 167V172L171 171H173L174 172V170L176 169V173H177V171L179 172L180 171V169H182V171L183 172H188V176H187V178L186 179H188V178H190V179H188V180H186L185 182L186 183H190L191 181L193 182H196L195 184H197V187H195V188H197V189H195V190H193L190 194H187V193H185L184 191H182V192H179V194L177 193V195H178V198H177V196H176V198L175 199H177V201L175 202V200L173 199V196H175L176 194L174 193V194H172L173 196H171V197H169L170 195H168V196H164V195H162V196H159L158 195V201L159 202H161V203H159L160 204V208L158 209H153L152 211H151V213L150 214H152L153 216L154 215H157L158 216V218H157V221H154V220H156V218L155 217H153V216H151V218H152V220H150L151 218L149 217V220H148V222L146 221V225H143L142 227H140V228H136V230H135V233H133V234H131V232L130 231H126L125 232V230H122V229H120V228H118V227H116V228H112L111 230H109V232L107 231V229L106 228H104V226H105V221L107 220H109L111 217H114V213L112 212L113 210V207H111V205L113 204L114 205V201H115V204H124L125 202H126V204L128 203V204H130L131 205V202H132V204L133 205H136V206H138V203L140 204L141 203V201L143 202H145L146 200L147 201H152V198H151V196H153V195H151V194H153V192H151V191H149L148 189H151V187H152V183H153V180L155 179V176H153V175H155L154 173H153V171H152V163L153 162H155ZM205 159V158H204ZM239 159H240V161H239ZM16 160V161H15ZM69 160H71V161H69ZM80 160H82V161H80ZM107 160V161H106ZM114 160V161H113ZM118 160V162H116ZM128 160H130V161H128ZM140 160H142V162L140 161ZM180 160V161H179ZM235 160H237V162L239 161V162H241V163H236V161ZM260 160V161H259ZM22 161L23 160H21V163H22ZM38 161V163H36ZM66 161H65V163H66ZM77 162L78 163V165H80L81 163L80 162H82V164L80 165V170L81 171H79V169H78V167L79 166H77L76 164L77 163H74V162ZM86 161V162H85ZM98 161H102V163H103V165H102V163H100V162H98ZM106 161V162H105ZM120 161V162H119ZM151 161V162H150ZM167 161H169V162H167ZM249 161V162H248ZM70 162L72 163V164H70ZM105 162V163H104ZM111 165H109L108 163ZM114 162V163H113ZM124 164H123V163ZM143 162L144 163H146V162H148V164H143ZM176 162V163H175ZM193 163V164H195L194 165V168H193V166H191L189 163ZM235 162V163H234ZM247 162L249 163L248 164V167H247ZM257 162V163H256ZM61 162H59V164H60ZM83 163H84V165H83ZM174 163H175V165H176V168L173 170V168H171V165H172V167H173V165H174ZM181 163V164H180ZM255 163H256V165H255ZM75 166H74V165ZM127 164V165H126ZM151 166H150V165ZM180 164V165H179ZM188 164V165H187ZM192 164V165H193ZM239 164L241 165V166H239ZM245 164H246V167H244L245 166ZM84 167H83V166ZM103 166V168L101 167V166ZM107 165H109V167L110 168H108V166ZM148 167H147V166ZM175 165H174V167H175ZM179 165V168L177 167ZM185 165V166H184ZM206 165V164H205ZM204 165V166H205ZM234 165H236V166H234ZM250 165H251V167H250ZM22 166V168H20ZM50 166H51V168H50ZM62 167V168H65V170H63V169H59L60 167ZM72 166H74V167H72ZM105 166H107V167H105ZM117 166V167H116ZM137 168H136V167ZM138 166L139 167H141V168H139L138 169ZM182 168H181V167ZM190 167V168H192V170L194 169V171H192V172H194V173H192L190 170V168H187V167ZM72 167V168H71ZM76 167V170H74V168ZM82 167V168H81ZM119 167V169H116V168H118ZM123 167H124V169H123ZM127 167V168H126ZM128 167H129V169L131 170H128ZM145 167H146V169L147 170H145ZM151 167V168H150ZM186 167V168H185ZM197 167H199V169L197 168ZM238 168L239 170H240V172H239V170L237 171V169L236 168ZM242 167V168H241ZM1 168L3 169V170H1ZM56 168V169H55ZM106 168V169H105ZM120 168H122V170L120 171ZM148 168H149V170H148ZM178 168V169H177ZM197 168V169H196ZM241 168V169H240ZM245 168V169H244ZM248 168H251V169H248ZM262 170V171H260V169ZM23 171H22V170ZM56 171H55V170ZM101 169H105L104 171L103 170H101ZM114 169V170H113ZM127 171H126V170ZM188 169V170H187ZM190 169V170H189ZM195 169L196 170H198V172L196 171V173H195ZM245 170V171H242V170ZM248 169V170H247ZM256 169V170H255ZM60 170V171H59ZM64 171V174H63V171ZM67 170V171H66ZM74 170V171H73ZM101 170V171H100ZM116 170V171H115ZM200 170V171H199ZM42 171V172H41ZM108 171V172H107ZM110 171H113V172H110ZM114 171H115V173H114ZM133 171L135 172V173H133ZM148 171V172H147ZM150 171V172H149ZM182 171H180V172H182ZM259 171V172H258ZM24 172V173H23ZM56 172V173H55ZM108 174H107V173ZM110 172V173H109ZM126 172H127V174H126ZM147 172V173H146ZM168 172V173H169ZM234 172V173H235ZM243 172L245 173V174H243ZM252 172V173H251ZM254 172V173H253ZM258 172V173H257ZM51 173V174H50ZM62 173V174H61ZM97 173H100V174H97ZM112 173V174H111ZM128 173L130 174L131 173V176H132V173H133V183L132 184H130L132 181L130 180H128V179H131L132 177H130V175H129V177L127 176L128 175ZM138 174V175H134V174ZM233 173V175H235V174H237V173H235L234 174ZM25 174H27V175H25ZM37 174H39V176L37 175ZM45 174H47L48 176V179L45 177L46 175ZM103 174H105L106 176V178L107 179H105V183L102 181V180H104V178L105 177H103L104 175ZM116 174V176H114ZM121 174V175H120ZM124 175V178H123V175ZM142 174H144L143 176H142ZM178 174V173H177ZM195 174V175H194ZM247 174V175H246ZM250 175V178H249V175ZM255 174V175H254ZM262 175V176H260V175ZM37 175V176H36ZM43 175H45V176H43ZM61 175V176H60ZM102 177H101V176ZM194 175V176H193ZM232 175V176H233ZM243 175H246V176H243ZM253 175V177H251ZM101 178H100V177ZM109 176H113V178H115V179H111ZM120 176H122V177H120ZM146 176H147V178H146ZM199 176V177H198ZM256 176V177H255ZM38 177V178H37ZM55 177V178H54ZM57 177V178H56ZM62 177V179L60 180V178ZM84 177V178H83ZM125 177H127L126 179H125ZM134 177H136V178H134ZM140 177V178H139ZM143 179H142V178ZM152 177H154L153 179H151ZM168 177H170V176H168ZM178 177H180V175L178 176ZM193 177V178H192ZM195 177H196V180H195ZM198 177V178H197ZM244 177H245V179H244ZM248 177V178H247ZM258 177H260L259 179H260V181L258 180ZM46 178V179H45ZM51 178V179H50ZM98 178H100V179H98ZM117 178V179H116ZM171 178V177H170ZM83 179V180H82ZM102 179V180H101ZM109 179V180H108ZM121 179V180H120ZM125 179V180H124ZM136 179V180H135ZM194 179V180H193ZM253 179V180H252ZM60 180V181H59ZM103 182H101V181ZM112 180H114V181H112ZM118 180V182H121V181H123L124 180V182H122V184L124 185H120L121 183H116L115 184V182ZM134 180L136 181V182H134ZM142 181V182H138V181ZM152 180V181H151ZM239 180V181H238ZM249 180V181H248ZM255 180H256V182H255ZM82 181V182H81ZM96 181H99V182H97L96 183ZM113 182V184L112 183H109V182ZM151 181V182H150ZM237 181H238V183H237ZM247 181V182H246ZM127 182V183H126ZM128 182H129V184H128ZM138 182V184L139 185H141V186H143V187H139V185L138 184H136ZM145 182V183H144ZM185 182L184 183H182L181 182V184H179V186L181 187V188H183L186 184H185ZM101 184V185H98V184ZM106 183L108 184V186H106ZM119 186H118V185ZM137 186V187H135V185ZM184 184V185H183ZM97 185V186H96ZM104 187H103V186ZM132 185H133V187H132ZM235 187H237V188H235ZM240 187H239V186ZM243 185V186H242ZM2 186V187H1ZM75 186H79V188L78 187H76V188H74ZM113 186V187H112ZM116 186H118V187H122V190H123V192H122V194H119L120 192H121V190H118V188L116 187ZM126 186V187H125ZM144 186H145V192H142V191H144ZM258 186V187H257ZM261 186H263L262 188H261ZM37 187V188H36ZM112 187V188H111ZM252 187V188H251ZM261 189H260V188ZM4 188V189H3ZM98 188V189H97ZM103 188V190H101ZM105 188L108 190V193L107 192H105L104 193V191H107V190H105ZM109 188V189H108ZM115 188H117V189H115ZM159 188V187H158ZM162 188H164V187H160L159 189H162ZM235 188V189H234ZM243 188V189H242ZM254 188H256L255 189V191H259L260 193H259V195H258V192L256 193L255 191H254ZM259 190H258V189ZM39 189V190H38ZM96 189V190H95ZM114 189H115V191H114ZM119 189H121V188H119ZM148 191H147V190ZM158 189V190H159ZM243 191H242V190ZM36 190V191H35ZM76 190V191H75ZM117 190V191H116ZM126 190V191H125ZM152 190V189H151ZM162 190H164L165 191V189H162ZM161 190V191H162ZM209 191V194H210V196L211 195H213L214 194V202L215 203H213V201H212V198H209L208 196L209 195H206V193L207 192H205V191ZM241 190V191H240ZM41 191H43V192H41ZM97 191H103V192H100V193H98ZM119 191V192H118ZM137 191H138V193H137ZM160 191V192H161ZM199 191V192H198ZM211 191V192H210ZM41 193L40 195L38 194V193ZM75 192V193H74ZM116 192H118V193H116ZM147 192V193H146ZM149 192H151V193H149ZM196 192V193H195ZM237 192V193H238ZM243 192H245L244 194H243ZM33 193V194H32ZM97 193L99 194V196H97ZM111 193V194H110ZM135 193V194H134ZM195 193V194H194ZM201 193V194H200ZM256 193V194H255ZM3 194H5L4 196H3ZM74 194V195H73ZM75 194H77L76 196H75ZM104 194V195H103ZM105 194H106V196H105ZM110 194V195H109ZM137 194V195H136ZM150 194V195H149ZM200 194V195H199ZM241 194V195H240ZM245 194H247V195H245ZM79 195V196H78ZM126 195H134V196H132V197H129V196H126ZM183 195V196H182ZM202 195V196H201ZM203 195H205V197L203 196ZM219 195V197L217 198H215V196H218ZM242 195H243V198H241L242 197ZM253 195H254V197H253ZM255 195H258V197L256 196L255 197ZM260 195H263L262 196V198H261V196ZM38 196V197H37ZM122 196H124V197H122ZM135 196H137L138 197V199H139V201H138V199H137V197H135ZM180 196H181V198H180ZM206 196H207V198H209V200L206 198ZM227 196V195H226ZM227 196V197H228ZM237 196H239V200L241 201H238V198H237ZM97 197V198H96ZM122 197V198H121ZM135 197V198H134ZM168 199H167V198ZM201 197H202V199H201ZM204 197V198H203ZM211 197H213V196H211ZM229 197V198H230ZM261 199H263V201L261 202L260 201V198ZM35 198V199H34ZM225 198V197H224ZM234 198H236L235 200H236V203L235 202H233L234 201ZM241 198V199H240ZM246 198V199H245ZM256 198V199H255ZM257 198H259V200L257 199ZM95 199V200H94ZM137 199V200H136ZM141 199V200H140ZM144 199V200H143ZM146 199V200H145ZM150 199V200H149ZM180 199V200H179ZM182 199V200H181ZM252 199H254V200H252ZM161 200V201H160ZM183 200H185V201H183ZM186 200H188V201H186ZM197 200V201H196ZM211 200V201H210ZM216 200V201H215ZM225 200H228L227 198H225ZM224 200V201H225ZM243 200V201H242ZM248 201V202H245V201ZM256 200V201H255ZM83 201H84V203H83ZM129 201H131V202H129ZM135 201H136V203H135ZM138 201V202H137ZM146 201V202H147ZM164 201H166V202H164ZM180 201H182V204L184 205V203H185V205L183 206L182 204H181V202ZM193 201V202H192ZM196 203H195V202ZM199 201V202H198ZM217 201H219L218 202V204H217ZM253 201V202H252ZM259 201V202H258ZM98 202V203H97ZM112 202V203H111ZM120 202V203H119ZM171 202V203H170ZM173 202V203H172ZM190 202V203H189ZM238 202H240V203H238ZM254 202H257V203H255L254 204ZM38 203V204H37ZM40 203V204H39ZM83 203V204H82ZM156 203V202H155ZM164 203V204H163ZM187 203V204H186ZM203 203V204H202ZM212 203V204H211ZM220 203H221V205H220ZM233 203H235L234 205H233ZM246 203H248V204H246ZM259 203V204H258ZM80 204V205H79ZM85 204H87V205H85ZM108 204H111L110 206L108 205ZM144 204H146V203H144ZM157 204V203H156ZM158 204V205H159ZM189 204H191V205H189ZM240 204V209L242 208V206L243 205H245V207L247 208H245V211L247 210V212H245L244 211V209L242 210L243 212H245V216L244 215H242L243 214V212L241 213V217H239L238 215H239V212H237L238 210H239V208L237 207V205H239ZM257 204H258V206H257ZM82 205V206H81ZM84 205V206H83ZM90 205V207H88L87 208V206H89ZM112 205V206H113ZM166 206V207H164V206ZM196 205H197V207H196ZM212 207H210V206ZM217 205V206H216ZM232 205V209L230 208V206ZM236 205V206H235ZM242 205V206H241ZM256 205V206H255ZM186 206V207H185ZM191 206L193 207V208H191ZM216 207V208H214V207ZM223 207V208H221V213L224 215L223 217H222V215L220 214V216H217L220 212H219V208L220 207ZM234 206H235V208H234ZM248 206V207H247ZM259 206H262V209L259 207ZM86 207V208H85ZM111 207V208H110ZM155 207H157V205H155ZM159 207V206H158ZM179 207V208H178ZM181 207V208H180ZM183 207V208H182ZM202 207V208H201ZM238 208V210H236L237 208ZM255 207V208H254ZM47 208V209H46ZM178 208V209H177ZM185 208V209H184ZM180 209H182L181 211H180ZM204 209V212L202 211ZM234 209H235V211L237 212H235L234 211ZM248 209H250V210H248ZM257 209V210H256ZM43 210V211H42ZM46 210V211H45ZM134 211L136 210V209H133ZM156 210V211H155ZM159 210H160V212L161 213H159ZM188 210V211H187ZM231 210V211H230ZM261 210H262V213H261ZM122 211H124V210H122ZM184 213H183V212ZM191 211V212H190ZM228 211H229V213H228ZM240 211V210H239ZM42 212V213H41ZM154 212H156V214H154ZM176 212H178V213H176ZM199 212V213H198ZM217 212V213H216ZM251 212V213H250ZM109 213V214H108ZM113 213V214H112ZM125 213L126 212H122V214H121V212L119 213L118 212V214H120V216L119 215H117V217L118 218H120L121 217V219H125L128 215H126L125 216ZM112 214V215H111ZM177 214V215H176ZM206 214L207 215H209V216H206ZM67 217H66V216ZM111 215V216H110ZM122 215V216H121ZM162 215V216H161ZM185 217H184V216ZM201 215V216H200ZM238 216V218H237V216ZM246 215H247V217H246ZM258 215H261L262 216V218H261V216H258ZM63 216V217H62ZM100 216L101 217H103L104 219H103V221H101L100 222V220H101V218H100ZM172 216V217H171ZM202 218H200V217ZM203 216V217H202ZM159 217H161L162 219H160ZM165 217V218H164ZM169 217V218H168ZM178 219H177V218ZM188 217V218H187ZM208 217H210V218H208ZM243 217V218H242ZM247 219H246V218ZM261 219H260V218ZM34 218L36 219L35 221H33L34 220ZM39 218H42V220H40ZM69 218V219H68ZM100 220H99V219ZM155 218V219H154ZM224 218V219H223ZM234 218H236L235 219V222H236V220L238 219H240V221H252L251 219H254V218H257L258 219V225L260 224L262 227H263V229L262 228H260V229H257L258 227H256V229L255 230H250L249 232H248V236H247V234H245V238L244 239H239V238H237L236 237V235H234V234H232V235H234L235 236V238H234V236H232L234 239L233 240H231L232 241V243H233V248H235V249H232V252L231 253H233V254H231V253H228V254H226L224 251H223V249H222V247H221V245H220V247H221V249L219 248V243H217V241H218V239L219 238H223V234L227 231L228 232V230H229V232H231L230 231V228H231V230H232V232L233 231H236V230H238V229H240V227H236V225L237 224H234V222L233 223H231L232 222V219H234ZM241 218H242V220H241ZM245 218V219H244ZM183 219V220H182ZM190 219V221H186V220H189ZM199 219V220H198ZM203 219H204V221H203ZM206 219V220H205ZM30 222H29V221ZM97 220L99 221V223L97 222ZM159 220V221H158ZM183 222H182V221ZM212 220V221H211ZM214 220V221H213ZM40 221V222H39ZM47 221V222H46ZM203 221V222H202ZM211 221V222H210ZM217 221H219V222H217ZM263 222V223H261V222ZM34 223L33 225H31L32 223ZM36 222V223H35ZM37 222H38V224H37ZM64 222V223H63ZM155 222V223H154ZM212 222H213V224H212ZM217 222V223H216ZM226 222L228 223H230V224H232V225H228V224H226ZM27 223H28V225L30 224L31 226H33L34 227V229L33 230H35L36 228H38L39 229V233L38 234H40V236H41V234H42V236L40 237V236H36L35 237V235H33L32 233L33 232H35V231H31L32 230V228H29V227H31L30 225L29 226H27ZM43 224V226H40V225H42ZM48 223V224H47ZM49 223L51 224V223H54V224H56V226L57 227H55V225L54 224H51V225H49ZM66 223V224H65ZM168 223V224H167ZM176 223V224H175ZM191 223V224H190ZM197 223H198V225H197ZM205 223H207L206 225H208V226H206L205 225ZM209 223V224H208ZM216 223V224H215ZM220 223V224H219ZM36 224V226H34ZM44 224H47V225H44ZM157 224H159V225H157ZM160 224H163V225H160ZM188 226H187V225ZM201 224H202V226H201ZM222 224V225H221ZM49 225V226H48ZM104 225V226H103ZM156 225V226H155ZM166 225H167V227H166ZM169 225V226H168ZM171 225V226H170ZM183 225V226H182ZM186 225V226H185ZM216 225H217V227H216ZM225 227H229L228 229H226V228H224V226ZM235 225V226H234ZM257 225V226H258ZM259 225V226H260ZM17 226V227H16ZM39 226V227H38ZM162 226V227H161ZM43 227V228H42ZM46 229H45V228ZM54 227V229H51V228H53ZM151 227V228H150ZM163 227H165V228H163ZM170 227V228H169ZM201 227V228H200ZM223 227V228H222ZM27 228V229H26ZM48 228V229H47ZM55 228H56V231H55ZM73 228H75V229H73ZM104 228V229H103ZM143 228V229H142ZM146 228V229H145ZM148 228V229H147ZM208 230H206V229ZM211 228V229H210ZM220 228H222V230H219ZM45 229V230H44ZM49 229H51V231L52 230H54V232L52 231V232H50V230ZM78 229H80L79 231H78ZM85 229V230H84ZM106 229V230H105ZM141 229V230H140ZM157 229V230H156ZM171 229V230H170ZM201 229H203V230H201ZM215 229H217V230H215ZM224 229V230H223ZM30 230V231H29ZM37 230V229H36ZM101 230V231H100ZM108 233V234H106L105 233V231ZM113 230V231H112ZM192 230V231H191ZM28 231H29V233H28ZM42 231V232H41ZM74 231L77 233V234H79V236L76 234V233H74ZM87 231V232H86ZM132 231H134V230H132ZM138 231V232H137ZM157 231V232H156ZM210 231V232H209ZM217 231H219V232H217ZM225 231V232H224ZM25 232H27V233H25ZM31 232V233H30ZM41 232V233H40ZM88 234H86V233ZM151 233L152 232V234H150L149 235V233ZM222 232V234H220ZM85 233V234H84ZM99 235H101V233H102V235L101 236H99ZM104 233V234H103ZM112 233H114V234H112ZM194 233V234H193ZM196 233V234H195ZM198 233V234H197ZM246 233H247V231H246ZM83 234V235H82ZM109 234H111V236L109 235ZM251 234V235H250ZM253 234V235H252ZM30 235H31V237H32V239H31V237H30ZM84 235H86V237H84ZM108 235V236H107ZM196 237H195V236ZM198 235V236H197ZM200 235V236H199ZM211 235H213V236H211ZM222 235V236H221ZM256 235V236H255ZM19 236V237H18ZM77 236V237H76ZM142 236V237H141ZM208 236H209V238H211V239H214L215 240V238H218L216 241H211V239H208L207 240V238H208ZM221 236V237H220ZM34 237L35 238H37V240L35 241L34 240ZM83 237V238H82ZM102 237V238H101ZM200 237V238H199ZM206 237V238H205ZM248 237V238H247ZM18 238V239H17ZM40 238V239H39ZM81 238V239H80ZM194 238H196L195 239V241H194ZM248 239V240H246V242L244 241L245 239ZM16 241H15V240ZM176 239V240H175ZM197 239H199V242H201V243H199L198 242V240ZM21 240V241H20ZM39 240V242H40V245L38 244L39 242H37ZM42 241V243H41V241ZM148 240V241H147ZM150 240V241H149ZM153 240V241H152ZM157 240V241H156ZM159 240V241H158ZM174 240V241H173ZM202 240V241H201ZM240 240V241H239ZM18 241H20V242H18ZM24 243H23V242ZM34 243H33V242ZM191 241V242H190ZM153 242V243H152ZM211 242V243H210ZM215 244V245H213V243ZM218 244H216V243ZM238 242H239V244H238ZM17 243V244H16ZM20 243V244H19ZM36 243V244H35ZM60 243V244H59ZM166 245H165V244ZM169 243V244H168ZM192 243H194V244H192ZM244 243V244H243ZM260 243V244H259ZM19 244V245H18ZM160 244H162V245H160ZM182 244H183V246H182ZM262 244V245H261ZM33 245H36V246H33ZM169 245V246H168ZM198 245V246H197ZM218 247H217V246ZM239 245V246H238ZM249 245V246H248ZM259 245H261V246H259ZM19 246V247H18ZM56 246H58L59 248H60V250L58 249V247H56ZM61 246V247H60ZM168 246V247H167ZM188 246H189V248H188ZM201 246V247H200ZM216 246V247H215ZM244 246V247H243ZM251 246V247H250ZM259 246V247H258ZM23 247V248H22ZM37 247V248H36ZM42 247V248H41ZM183 247V248H182ZM195 247V248H194ZM197 247V248H196ZM208 247V248H207ZM209 247H211V248H209ZM238 247H239V249H238ZM241 247V248H240ZM22 248V249H21ZM44 248V249H43ZM56 248V249H55ZM186 248V249H185ZM191 248H193V249H191ZM212 248H216L214 251L216 252L215 253V255H214V259L212 258V261L211 260H207V259H205L204 258V253H205V256H206V253H207V250L209 251V250H211ZM244 248V249H243ZM261 248V249H260ZM21 251H20V250ZM183 249H185V251L183 250ZM195 249V250H194ZM220 249V250H219ZM247 249V250H246ZM250 249H251V251H250ZM189 250V251H188ZM191 250V251H190ZM197 250V251H196ZM219 250V251H218ZM239 250H241V251H239ZM25 253H24V252ZM42 251V252H41ZM188 251V252H187ZM198 251H199V254H198ZM203 252V254H202V252ZM217 251H218V253H217ZM236 252V253H234V252ZM262 251V252H261ZM19 252H21V253H19ZM181 252V253H180ZM190 252V253H189ZM192 252V253H191ZM196 252V253H195ZM222 252V253H221ZM242 252V253H241ZM261 252V253H260ZM186 253H188V254H186ZM223 253L224 254H226L227 255V257L228 258H230V260H229V262L227 261L226 263L224 262V258L226 257V255H223ZM247 253V254H246ZM193 254V255H192ZM197 254V255H196ZM202 254V255H201ZM241 254H243V256L241 255ZM246 254V255H245ZM261 254H263V255H261ZM180 255H181V257H180ZM199 255H201V256H199ZM222 256V257H219V256ZM229 255V256H228ZM8 256H9V258H8ZM21 256V257H20ZM177 256V257H176ZM179 256V257H178ZM188 256V257H187ZM197 256V257H196ZM200 258H199V257ZM4 258V260H3V258ZM24 257V258H23ZM243 257V258H242ZM260 257V258H259ZM6 258V259H5ZM181 258V259H180ZM204 258V260H205V263H204V260H202V259ZM12 259V260H11ZM201 259V260H200ZM232 259V260H231ZM235 259V260H234ZM7 260V261H6ZM200 260V261H199ZM238 262H237V261ZM243 260H245L244 262H242ZM263 260V261H262ZM10 261V262H9ZM12 261V262H11ZM15 261H16V263H15ZM203 261V262H202ZM230 261H231V263H230ZM233 261V262H232ZM194 262V263H193ZM199 262H201V263H199ZM211 262V263H210ZM215 262V263H214ZM224 262V263H223Z\"/></svg>",
  "mask_w": 264,
  "mask_h": 264
},
{
  "label": "bare ground",
  "instance_id": "obj_2",
  "mask_svg": "<svg viewBox=\"0 0 264 264\" xmlns=\"http://www.w3.org/2000/svg\"><path fill=\"white\" fill-rule=\"evenodd\" d=\"M25 1V0H24ZM94 1V0H93ZM99 1V0H98ZM105 1V0H104ZM114 1V0H113ZM119 2H120V0H118ZM117 1V2H118ZM124 1V0H123ZM125 1H127V0H125ZM140 1V0H139ZM145 1H147V6H146V12H143V11H141V7L139 8V10L138 11H136V12H138L139 13V15H141L140 13H144V18H145V20H142L144 23H145V21H153L154 23H157V25L159 24V26H161L160 28H161V30L163 29L162 28V26H164V28L166 29H163L162 31H164L165 30V32L169 29V31H168V33H170L171 34V30H174L173 28H174V23L175 22H177V25L178 24H180V23H182V28L180 27V29H181V31L183 32V34H185V36H183L181 33V31H179L180 32V34L181 35H179L178 33L179 32H177L176 34H178V37H176V38H180L179 36H183L184 38H185V40H187V41H185L184 40V38L182 37V39L185 41L184 43L185 44H183V46L182 47H185V48H188V49H186L187 50V52H188V50H189V48L191 49L192 48V46H198V48H197V52L198 51H200V49H201V53L200 52H198V54H197V52H196V54L197 55H200L201 56V58L198 60L197 58L198 57H196V59H194L193 60V58L190 60L189 59V57H188V62L189 61H191V62H189L190 64H187V63H185V62H187V61H185L184 62V60H186L187 58H184L185 57V55H186V53H183L182 52V49H181V46L178 44V42L180 41H178V39H177V42L175 43V45H177L178 47H180V48H178V47H176V46H174V45H172V48H174V51H171V53L172 52H175V50H177L178 52L176 53L177 55H175L174 56V61L177 59V61H175L176 63H175V65L173 64V66L172 67H174V68H172V71H173V69H174V73H176L177 71H181L180 73L179 72H177V73H179V74H181V76L183 77L184 75H186V79H185V85H187V87L189 86V87H191L190 86V84L191 83H195L196 82V85H195V89H201V91L204 89V93L206 92V93H210L211 92V84H210V74L211 73H213L214 75H216V76H219V75H221V76H224L225 74H227V76H231V75H233V74H235L236 72H234L233 70H235V69H232L235 65H233V67L230 69V67H231V65H230V67L228 66L229 65V61L227 62V61H225V60H223V59H221V55H222V52H224V51H222V46L220 47L219 46V44H221V40L219 41L218 40V42H217V38L218 39H221L220 37V35L219 34H224V35H226L225 37L227 38V39H225V41L226 42H228L229 41V39L228 38H230L231 39V37H227V35L229 34V35H231V34H234V35H238L239 36V34H241L242 36L241 37H243L244 35H247L248 34V32L250 33L251 31L249 30V29H252V28H249L250 27V25L251 26H253L252 25V23L254 22L253 20V18L254 17H259V11H262V8H260L261 6H264V5H261V4H259V5H261V6H259L258 7V5H257V7L259 8V9H261V10H257L256 8V6H254V7H256V8H254V9H252V10H255L256 9V11H253V12H247L248 11V8H249V11H251L250 10V6L252 7V5L254 4V5H256V4H258V2L260 1V0H231V3H229V5L228 4H225L224 3V5H228L225 9H226V11H228L229 13H227V12H224L225 13V15H226V13H227V15L225 16V15H222L221 14V18L223 17V16H225L224 17V19H223V21L226 23V25L228 24V23H236V22H239L238 24H239V26H238V24L236 25V26H238L236 29L237 30H233L234 28H235V23H234V25H233V29L232 28H229V29H232V31H234V32H232L231 30V32H226L225 30H223V28L219 25H215V23H214V25H211L210 24V26L211 27H215V28H212V29H214V30H212L211 29V31H214L213 33H215L216 35H214V37L213 38H215V41H216V44L218 45H216L215 44V42H212V40L210 39L209 41L207 40V41H205V39L207 38V37H204L203 39H201L202 41L204 40V43H202V41L200 40H198L197 38L199 37V35L201 34H197V36L195 35V38H196V40L192 37L193 35V33L195 32L193 29H191V28H193L194 26H195V23H194V26L193 25H190V23L192 24L193 22H196V26H199V24H201V21H202V23L204 24V23H206V24H208L207 22H204V21H206V20H201V18L202 17H200V15H195V16H193V19L192 18H190V20H189V17L190 16H188V20H186V21H183V19L181 20V18L180 17H178L177 15H176V13L174 14V10L172 9V5L174 4H171V3H169V4H171V7H168V6H165V7H167V8H165L164 6H161V5H163V4H161V3H159L158 2V0H157V2H158V4H159V6L160 7H164L163 9H158L156 6H155V4H156V0L154 1H152V0H145ZM159 1H161V0H159ZM171 1V0H170ZM175 1V0H174ZM181 1V0H180ZM183 1H185V2H182V3H186V0H183ZM190 1V0H189ZM188 0H187V2H189ZM196 1V0H195ZM194 1V2H195ZM217 1H219V0H217ZM227 1V0H226ZM13 1L12 0H0V67L2 66V65H4L5 66V68L4 69H6L8 66L9 67H11V69L12 68H15V70H16V68H18V70H21L20 68H22V69H24V72H23V76L25 77V76H27L25 79L29 82V77L30 78H33L34 77V79H36V82H37V79H38V81H40L42 84H44L43 86L45 87V88H50V90H48V89H45V90H47V92L49 93V91H51L52 89L51 88H54V86L56 87V85H53V83H54V81L55 82H58L55 78H59L60 79V81H61V78H60V73H61V71L63 70L64 71V69L65 70H67V68H69V70H71V67H73V70L75 69V68H78V69H80V71H78L77 69H76V71L77 72H75V73H72L71 71H68V72H71L69 75V79H68V72H65V73H67V74H65L66 75V78L68 79V81L66 82V88L67 89H64L65 88V86H63L64 88H62V89H64V91L63 90H61L60 88L61 87H58V85H57V87L56 88H58V89H60L61 90V92H59L58 93V90H55V89H53V91H51V92H54V91H56L57 92V94H58V96H57V94H56V92H54V94L52 93H50L51 95H56V98H57V101L56 102H54L52 105L50 104V105H47L48 103H49V101H48V103L46 102V96L44 97L45 99V101H43V102H46V103H44V104H46L47 106H49L48 108H46L47 106L45 105H43L42 104V106H44V110H43V107L41 108V106H39V105H37V108H38V106H39V108H41V109H39V110H41V111H43L44 113H43V115H44V117L42 118L43 120L41 121V119H39V123H41L42 122V124L44 125V127L46 126L47 127V129H49V132H48V135H47V139H46V136H44L45 137V139H41V141H40V145H38L37 147L34 145V143L36 144V142L38 141V139H37V141L36 142H33V140H27V139H25V144L24 145H22L23 143H24V141H22L23 140V138H27V137H23L22 135H20L19 137L21 138V146H22V148H23V146H24V149L22 150H19L20 151V153H19V155L21 154V151H24L25 150V152H24V157H22L21 158V156H19V159H17V161H19L20 162V165H22L23 164V169H24V171L25 172H29V175L31 174V175H33L30 171H34V177H35V173L37 172V171H40V169H42L43 170V168H45L46 169V167H48L49 166V162H51V161H53V159L55 160V158H53L52 156L54 155V154H52V152L54 153V151H56L55 153L57 154H55V156H58L56 159L58 160V161H54V163L55 164H58V165H60L61 166V164L63 163L62 161H64V165H65V167H67V162L68 161H66V159H69V158H71V157H68V152H70L71 151V153H73L72 152V150H74V153H75V150H76V148L78 149V147L77 146H79L80 147V144L82 145V149L84 148V146L85 145H87V144H89L90 145V143L88 142L89 140H91V141H93L94 139H97L98 137H100V135L102 134V132H100L98 129L100 128L99 127V125H97L98 126V128H97V130L101 133L100 135H99V133H97V130H94V132H95V134L98 136L97 138H96V136H94V134H93V136H91V137H94V139H92L91 137L87 140V136H88V134H86V135H84V133H85V131H87V130H83V131H81V132H83L82 134V137L83 136H85L86 138H81L82 139V142L80 143V144H78L77 143V135H76V128L77 127H81L80 125H82L83 124V121H85L84 122V124H86V126L85 127H87V123H88V125H89V123H92L91 121H94L93 120V115H94V117L95 116H97V117H99V119H100V116H101V119L103 118L104 120H106V121H104V120H101V121H104V122H106V124L107 125H112L111 127L112 128H110L109 130L111 131L112 129V131L110 132V134L108 133L109 132V130H108V132H107V134H106V136L104 137V136H102V138L103 139H101V138H98L97 140H98V142H99V139H101V141L103 142V144H101L100 142H99V148L98 149H100L101 147H103V146H101L100 147V144L101 145H104V147H105V149H106V153L108 154V156H107V154H106V159H108V157L110 156V161H109V163L111 162V158H116V156H119L120 154H121V156H122V154H123V152L122 151H124L123 150V148H124V145H125V135H124V132H126L127 131V129H126V127H127V120H126V117H129L128 115H125V111H126V109H127V107L126 108H124V103L126 104V103H131V101L133 102V100H134V98L135 99H138L139 101L141 100V101H143V102H138L137 100H135L137 103H135V104H137V106H140L141 107V109H142V111L144 112V113H146L145 111H146V105H147V103H148V101H146V100H149V103L151 104V106H152V100L155 98V97H153V96H159L160 97V95H162L163 93H164V91H165V88L168 86L167 84H172V81H169V80H167V78H165L166 80L164 81V79H162V77L161 78H154L152 75H154V73H156V72H154L153 74L152 73H150V71H149V69H151L152 67H153V65H155L154 64V62H151L150 61V63L148 62V52L146 51V50H144L141 46H140V48H139V46H136V44H134L137 40H139V43H137V44H140V43H143L144 41H146V40H144V39H147V42H149V38L147 37L146 38V35L144 34H142L146 29H148V28H146L145 27V25H143V23L141 22V20L139 19H137V17H140L141 18V16L143 15V13H142V15L141 16H139L137 13H136V17H133V18H135V19H133L132 18V16H134L135 15V13L134 14H132L131 15V19H133V20H131V22H129L128 21V23L129 24H127V26L126 27H124L123 26V24H126V23H122V27H121V25L120 26H118V25H113L111 22H109V19H111V18H109L107 15H108V13H107V15H105L106 14V12L104 11V10H102L103 8H102V6H101V8H94V6L96 7V5H94L92 8L94 9V10H92V11H90V9H89V11H88V14H90L89 16V19L87 18V17H85V18H87L88 20L87 21H85L83 18H84V13H83V11L85 10V9H83V7H82V4L83 3H85V0H26L25 1V4H26V6H27V8L28 9H30V11L31 10H33V11H35L36 12V9H38V12L39 13H36V14H46V15H44V16H47L48 18H51V19H53V20H56V21H59V22H63V23H67L68 22V24L66 25V28L65 29H62L61 30V28H60V30H57V31H61V33L59 34V33H56V34H59V36H65V37H63V38H65L64 40L61 38V40L63 41L62 43L61 42H57L58 43V45H57V43H56V38H52V39H47L46 41H44L43 39V41H41V42H39L40 40L38 39V36H37V34L39 35L40 34V32H39V28H41L42 26L41 25H43L42 23L40 24V27L38 26L39 25V23H34V22H39V21H34L33 22V20L31 19L32 18V16H31V14L32 13H30V11L28 10V12L30 13L29 15H28V12L27 11H23V9H17V8H15V7H13V4L16 2V0H15V2L14 3H12ZM137 2V1H136ZM162 3H163V1H161ZM172 2V1H171ZM193 2V1H192ZM202 2V1H201ZM215 2V1H214ZM229 2V1H228ZM18 4H19V0H18V2H17ZM22 4L24 3V2H21ZM89 3H90V1H89ZM95 2H93V4H94ZM99 3V2H98ZM101 3V2H100ZM122 3V2H121ZM155 3V4H154ZM190 3V2H189ZM188 3V4H189ZM199 3V2H198ZM216 3V2H215ZM220 3H222V2H219V5H220ZM256 3V4H255ZM260 3H264V1L262 0V2L260 1ZM36 4V5H35ZM38 4V5H37ZM86 4V3H85ZM92 4V5H93ZM97 4V3H96ZM120 4V3H119ZM118 4V5H119ZM157 4V5H158ZM187 4V5H188ZM193 4H195V3H192L191 4V6L190 5H188L187 7H192V5ZM223 4V3H222ZM221 4V5H222ZM89 5V4H88ZM100 5V4H99ZM117 5V4H116ZM121 5V4H120ZM133 5V4H132ZM165 5H167L166 3H165ZM180 5H181V3H180ZM186 5V4H185ZM24 7H26L25 5H23ZM84 6V5H83ZM86 6V5H85ZM84 6V7H85ZM105 7H106V5H104ZM115 6V5H114ZM158 6V7H159ZM175 6V5H174ZM194 6V5H193ZM196 6H197V4H196ZM199 6V5H198ZM204 6H205V0H204ZM215 7H216V5H214ZM21 7V6H20ZM90 7V6H89ZM116 7V6H115ZM118 7V6H117ZM116 7V8H117ZM122 7V6H121ZM139 7V6H138ZM145 7V6H144ZM217 7H218V4H217ZM221 8H219V10H222L223 8L222 7H224V6H220ZM91 8V7H90ZM108 7H106L105 9H107ZM115 8V9H116ZM119 8V7H118ZM125 8H126V6H125ZM137 8V7H136ZM175 8V7H174ZM183 8H185V7H183ZM195 8H197V7H195ZM199 8V7H198ZM197 8V9H198ZM205 8H207V7H205ZM214 8V7H213ZM253 8V7H252ZM128 9V8H127ZM135 9V8H134ZM190 10L192 9V8H189ZM188 9V11H190ZM24 10H25V8H24ZM121 10H122V8H121ZM120 10V11H121ZM142 10H144L143 8H142ZM173 10V11H172ZM178 10V9H177ZM186 10V9H185ZM195 10V9H194ZM200 10V9H199ZM199 10H196V11H199ZM212 10V9H211ZM216 10L218 11V8H216ZM245 10H247L246 12L247 13H245L244 14V12H245ZM33 11H31V12H33ZM86 11V10H85ZM141 11V12H140ZM179 11V10H178ZM178 11H177V13H178ZM182 11V10H181ZM207 11V10H206ZM223 11H225L224 9H223ZM90 12V13H89ZM107 12H109L108 11V9H107ZM124 12V11H123ZM135 12V11H134ZM180 12V11H179ZM190 12H192V11H190ZM263 12H264V9H263ZM262 12V13H263ZM111 13V12H110ZM118 13V12H117ZM145 13H147V14H145ZM181 13V12H180ZM193 13H196V12H193ZM199 13V12H198ZM207 13V12H206ZM210 12H209V10H208V14H209ZM211 13H212V11H211ZM211 13H210V15H211ZM36 14H33V15H36ZM112 14V13H111ZM130 14V13H129ZM128 14V15H129ZM179 14V13H178ZM197 14V13H196ZM200 14V13H199ZM205 14V13H204ZM203 14V15H204ZM204 15V16H209L210 17V15ZM247 14V15H246ZM264 14V13H263ZM41 15H39V17H41ZM87 15V14H86ZM120 15H122L121 13L119 14V16ZM145 15H147V16H145ZM171 15H173V16H171ZM202 15V14H201ZM212 17L211 18H213L214 17V14L212 13ZM260 15L262 16V14H261V12H260ZM41 17V18H46V17ZM169 16H170V18L171 19H173L174 17V21H171V22H174L173 23V28H172V26H170V24H168L167 26L166 25H164L163 23H166L165 21H169L170 22V18H169ZM179 16H180V14H179ZM182 16V15H181ZM185 16V15H184ZM187 16H185V17H187ZM192 16V15H191ZM199 16V20L198 19H196L195 17H198ZM260 16V17H261ZM37 18V16H34V18ZM38 17V19L40 20V18ZM108 19H107V18ZM118 17V16H117ZM120 17H123V16H120ZM120 17H118V20H116L117 22L121 19ZM120 18V19H119ZM127 18H128V16H127ZM169 18V19H168ZM178 18H180V22H179V19ZM51 19H48V21H49V23L52 21ZM84 21H83V20ZM124 19V18H123ZM126 19V18H125ZM178 19V20H177ZM205 19V18H204ZM208 19V18H207ZM259 19V18H258ZM262 19H264V17L262 18ZM35 20H37V19H35ZM46 20H47V18H46ZM46 20H45V22H46ZM51 20V21H50ZM115 20V19H114ZM129 20H130V17H129ZM214 20V19H213ZM32 21V22H31ZM43 21H44V19H43ZM111 21V20H110ZM125 21V20H124ZM211 21V20H210ZM215 21V20H214ZM222 21V22H223ZM253 21V22H252ZM258 22H259V20H257ZM42 22V21H41ZM122 22V21H121ZM151 22H149V23H151ZM152 22V23H153ZM198 22V23H197ZM212 22V21H211ZM247 22H250L251 24L249 25V27H248V25L247 26H244L245 24H249V23H247ZM260 22H262L261 20H260ZM263 22H264V20H263ZM62 23V24H63ZM119 23V22H118ZM161 23H162V25H161ZM256 23V22H255ZM45 24V23H44ZM53 24V23H52ZM56 24H57V22H56ZM223 24V23H222ZM261 24V23H260ZM264 24V23H263ZM262 24V26H263V28H264V25ZM49 25V24H48ZM51 25V24H50ZM54 25V24H53ZM52 25V26H53ZM61 25V24H60ZM147 25V24H146ZM148 25H150V24H148ZM181 25V24H180ZM185 26V28H184V26ZM231 25V24H230ZM256 25L258 26L259 24L258 23H256ZM63 26V25H62ZM142 26H144L143 28H146V29H142ZM152 26H154L153 24H152ZM159 26H158V28H159ZM166 26V27H165ZM186 26H188L187 28H186ZM191 26H193V27H191ZM195 26V27H196ZM225 26V25H224ZM232 26V25H231ZM230 26V27H231ZM262 26H261V28H262ZM45 26H43V28H44ZM49 27V26H48ZM48 27H46V29H48ZM203 27H205V24H204V26ZM202 24L200 25V27H196V30H199V29H201L202 30ZM245 27H246V29L248 30V32L246 33V31H244V30H246L245 29ZM254 27V26H253ZM256 27V26H255ZM151 28V27H150ZM155 28H157V27H155ZM199 28V29H198ZM42 29V28H41ZM40 29V30H41ZM58 29V28H57ZM125 29V32L127 31V33H125L124 31H122V30H124ZM153 29H154V27H153ZM178 29H179V27H178ZM195 29V28H194ZM209 28H206V29H204L202 32L205 34L206 32H208L209 33V30H208ZM226 29V28H225ZM229 29H226V30H229ZM255 29V30H254ZM253 29V33H254V31H256V29L257 28H254ZM258 29H259V26H258ZM65 30V31H64ZM156 30H158V29H156ZM201 30H199V31H201ZM262 30V29H261ZM56 31V32H57ZM123 33H122V32ZM130 31H136V33L138 32V34L140 33V32H142V33H140L141 35V37L140 36H138L139 38H135V37H137V36H135L136 35V33L135 32H133V33H135V37L133 36V35H130V34H128V32H130ZM148 31V30H147ZM146 31V32H147ZM176 31H178L177 29H176ZM236 31V32H235ZM51 32V31H50ZM121 32V36H122V34H124L123 36H122V38L121 37H119L120 36V33ZM151 32V31H150ZM164 32V33H165ZM197 32V31H196ZM196 32H195V34H196ZM257 32V31H256ZM256 32L254 33L255 35H256ZM259 32H261V31H259ZM263 32V31H262ZM159 33V32H158ZM161 33V32H160ZM167 33V32H166ZM168 33L167 34H165V35H167V37L166 38H168ZM202 33V34H203ZM228 33V34H227ZM252 32H251V34H249L248 35V39H250L249 37H253V34ZM264 33V32H263ZM55 34V33H54ZM56 34H55V36H56ZM137 34V35H138ZM150 34V33H149ZM162 34V33H161ZM161 34L160 35H155L157 38V40L159 39L158 38V36H161ZM169 34V35H170ZM174 34H175V30H174V33L172 34L173 36L171 37V38H173L174 37ZM203 34V35H204ZM207 34V33H206ZM211 34H212V32H211ZM217 34L219 35V36H217ZM253 34V35H252ZM257 34H258V32H257ZM259 34H262V33H259ZM48 35V34H47ZM119 35V36H118ZM148 35V34H147ZM151 35V34H150ZM163 36H161V39H162V37H164L165 35L164 34H162ZM190 35H191V37L194 39V43H193V40L190 38ZM202 35V36H203ZM208 36H209V34H207ZM206 35V36H207ZM228 35V36H229ZM254 35V36H255ZM58 35H57V38H58V41H60V37H59ZM61 36V37H62ZM152 36H154V35H152ZM171 36V35H170ZM177 36V35H176ZM212 36V35H211ZM215 36H217V37H215ZM223 36V35H222ZM237 36V37H238ZM257 36V35H256ZM48 37H49V35H48ZM47 37V38H48ZM52 37V36H51ZM143 37H145V38H143ZM150 37V36H149ZM201 37V36H200ZM234 38V36L232 37V38H234V39H239V41H237L236 42V40H234V41H232L233 39H231L230 40V42H228V45H229V43H230V45L231 46H233L234 45V43L235 44H237L238 42H240V46L239 47H241V44L244 42H246V41H240V37H238V38ZM247 37V36H246ZM41 38H43V37H41ZM118 38H121V39H118ZM151 38V37H150ZM202 38V37H201ZM210 38V36L208 37V39ZM212 38V39H213ZM263 38V37H262ZM67 39V40H66ZM151 39H153V38H151ZM154 39H155V37H154ZM155 39V40H156ZM160 39V40H161ZM169 40H171L170 38H168ZM181 39V38H180ZM224 38H222V41H223V43H225L226 44V42L223 40ZM242 39H245L244 37L242 38ZM248 39H246V40H248ZM256 39V38H255ZM257 39H261V38H259V37H257ZM264 39V38H263ZM39 40V41H38ZM164 40V39H163ZM162 40V41H163ZM189 40V41H188ZM190 40H192V41H190ZM228 40V41H227ZM251 40H253V39H251ZM251 40H250V43H251ZM54 41H55V43H54ZM152 42L154 41V40H151ZM151 41L149 42V45L148 46H150V44H153V43H151ZM165 41H168V40H165ZM174 41H176V39H174ZM174 41H172V44H173V42ZM256 41V40H255ZM44 42V43H43ZM138 42V41H137ZM146 42V43H147ZM154 42H156V41H154ZM159 42V41H158ZM164 42V41H163ZM163 42H160V43H163ZM186 42H187V44H186ZM189 42V43H188ZM234 42V43H233ZM242 42V43H241ZM248 42V41H247ZM259 42H260V40H259ZM62 44V45H60V44ZM146 43H143L144 45H146ZM193 43V44H192ZM222 43V44H223ZM257 43V42H256ZM255 43V45H257ZM260 43H262V42H260ZM180 44H181V42H180ZM190 44H192V46L190 45ZM203 45L202 47H201V45ZM225 44H223V45H225ZM252 44V43H251ZM259 44V43H258ZM157 45L158 44H156V47H157ZM228 45H226V48H225V46H224V48L223 49H226L227 51H228V49L227 48H230V47H227ZM238 45H239V43H238ZM131 47V46H133V48H132V51H130V50H128V47ZM153 46V45H152ZM174 46V47H173ZM243 46V45H242ZM245 46V45H244ZM244 46H243V48H244ZM249 46V45H248ZM247 46V47H248ZM154 47V46H153ZM175 47H176V49H175ZM195 47H193L192 49H195ZM236 47V46H235ZM246 47V46H245ZM246 47V48H247ZM257 47V46H256ZM152 48V47H151ZM160 47H158V49H159ZM162 48V47H161ZM242 48V47H241ZM249 48V47H248ZM254 48V47H253ZM153 49V48H152ZM154 49H155V47H154ZM179 49H181V50H179ZM260 49H262V48H259V50ZM149 50H151V49H149ZM155 50H157V48L155 49ZM154 50V52H156ZM162 50V49H161ZM160 50V51H161ZM173 50V49H172ZM229 50H233L232 52H236L235 50H234V46H233V49H229ZM244 50V49H243ZM192 51V50H191ZM195 51V50H194ZM226 51V52H227ZM245 51H246V49H245ZM244 51V52H245ZM251 51V50H250ZM162 52V51H161ZM253 52H254V49H253ZM256 52H258V51H256ZM152 53H153V51H152ZM170 53V54H171ZM194 53V52H193ZM200 53V54H199ZM231 53V52H230ZM237 53V52H236ZM247 53H248V51H247ZM250 53V52H249ZM158 54V53H157ZM160 54V53H159ZM167 54H169V53H167ZM173 54V53H172ZM172 54H171V57H172ZM233 54V53H232ZM245 54L246 53H244V56H245ZM251 54V53H250ZM255 54V53H254ZM258 54V53H257ZM153 55V54H152ZM166 55V54H165ZM188 55V54H187ZM195 55V54H194ZM197 55H195V56H197ZM226 55V54H225ZM227 55H228V52H227ZM231 55V54H230ZM260 55H261V53H260ZM154 56V55H153ZM157 57L159 56V55H156ZM155 56V57H156ZM163 56H164V53H163ZM167 56V55H166ZM166 56H164V57H166ZM189 56H191V55H189ZM248 56H249V54H248ZM253 56V55H252ZM264 56V55H263ZM171 57H170V59H171ZM166 58H169V57H166ZM176 58V59H175ZM191 58V57H190ZM216 58V60H218V61H216L215 62V60L214 61H212L213 59H215ZM220 58V59H219ZM236 58V57H235ZM244 58V57H243ZM257 58V57H256ZM264 58V57H263ZM153 59H154V57H153ZM157 59V58H156ZM173 59V58H172ZM172 59L170 60V61H172ZM245 59V58H244ZM151 60V59H150ZM158 60V59H157ZM163 60V59H162ZM169 60V59H168ZM193 60V61H192ZM196 60V61H195ZM221 60V61H220ZM230 60H234V59H230ZM235 60H237V59H235ZM153 61V60H152ZM156 61V60H155ZM165 61V63H166V61L167 60H163V62ZM250 61V60H249ZM248 61V57H247V63H250ZM256 61V60H255ZM259 61H260V59H259ZM157 62V61H156ZM184 62V63H183ZM222 62V63H221ZM236 63V64H238L239 65V63H237V61H233V63ZM241 62V61H240ZM243 62V61H242ZM246 62V61H245ZM153 63V65H152V67L150 66V64H152ZM159 63V62H158ZM174 63V62H173ZM191 63H192V65H191ZM216 63L217 64H219V65H223L225 68H227V70L228 69H230V71H231V73H232V71L234 72L233 74H228L229 72H227V70L225 69V70H223V69H221V66H220V69H215V65H216ZM234 63V64H235ZM260 63V62H259ZM170 64V63H169ZM172 65V64H171ZM170 65V66H171ZM185 65H187V66H185ZM193 67V68H188V67H191V66ZM237 65V66H238ZM241 65H242V63H241ZM245 65V64H244ZM264 65V64H263ZM87 66V67H86ZM156 66L158 67V64H156ZM169 66V65H168ZM195 66L197 67V69L195 68ZM236 66V67H237ZM240 66V65H239ZM238 66V67H239ZM251 66V65H250ZM8 67V68H9ZM75 67V68H74ZM86 67V68H85ZM155 67V66H154ZM177 67V68H176ZM237 67V68H238ZM245 68H242V66L240 67V71H241V68L244 70V69H246V65L244 66ZM252 67V66H251ZM259 67H261V66H259ZM81 68H85V69H82L81 70ZM160 67H158L157 69L159 70V71H162V72H164L165 74H170V73H168V71H163L162 70V68H164V67H162L161 66V69H159ZM169 68V67H168ZM171 68H169V69H171ZM175 68L177 69L176 70V72H175ZM184 69V71L185 72H183V70H180V69ZM187 68V69H186ZM196 69V71H195V69ZM216 68H219V67H216ZM235 68V67H234ZM10 69V70H11ZM153 69V68H152ZM179 69V70H178ZM190 69V70H189ZM194 71H193V70ZM249 69V68H248ZM1 70V69H0ZM3 70V69H2ZM1 70V71H2ZM9 70V69H8ZM7 70V71H8ZM49 70V71H48ZM51 70V71H50ZM156 70V69H155ZM157 70V71H158ZM239 70V69H238ZM12 71H13V69H12ZM12 71H11V73H12ZM17 71V70H16ZM22 71V70H21ZM48 71V72H47ZM187 71H189L188 72V74L186 73ZM190 71H193V75H191L190 74ZM236 71H237V69H236ZM252 71V70H251ZM3 72V71H2ZM9 72V71H8ZM8 72H6V73H8ZM14 73L13 74H15V71H13ZM19 72V71H18ZM167 72V73H166ZM195 72H196V75H195ZM239 72V71H238ZM238 72H237V74H236V76H239L238 75ZM10 72H9V74H8V76L11 74ZM164 73H162V74H164ZM176 73V74H177ZM186 73V74H185ZM240 74L242 73L243 75H244V73L246 74V72H239ZM260 73H262V72H260ZM12 74V75H13ZM16 74H18V73H16ZM62 74V73H61ZM152 74V75H151ZM160 74H161V72H160ZM165 74H164V76H165ZM241 74V75H242ZM264 74V73H263ZM19 75V77H22L20 74H18ZM58 75H59V77H58ZM156 75L158 76L159 75V73L157 74L156 73ZM156 75H154V76H156ZM240 75V76H241ZM257 75H258V77L259 78H263V76L261 77V75L260 74H258V72H257ZM257 75H256V77H257ZM260 75V76H259ZM16 76V75H15ZM14 76V77H15ZM62 76H64V74H62L61 75V77ZM80 76H83V78H79ZM163 76V75H162ZM169 76V78L168 79H170V77H171V75H168ZM175 76V75H174ZM178 76V75H177ZM239 76V77H240ZM245 76V75H244ZM159 77V76H158ZM179 77H180V75H179ZM9 78V77H8ZM17 78H18V76H17ZM63 78V77H62ZM65 77L63 78V79H66ZM79 78V79H78ZM175 78H177V77H173V79H175ZM20 79H22V78H20ZM77 79H78V81H77ZM172 79V77H171V79L170 80H173ZM245 80L247 79H250L249 77H245L244 78ZM243 79V81L241 80L240 81V79H239V84H240V82L243 84V85H245V84H247V83H245V80ZM258 79V78H257ZM15 80V79H14ZM19 80V79H18ZM33 80V79H32ZM220 80V79H219ZM230 80H232V79H230ZM246 80V81H247ZM252 80H253V82H254V80H256L255 79V77H254V79H253V77H252ZM260 80V79H259ZM259 80H257V82L259 81ZM10 81V80H9ZM16 82H17V79L15 80ZM14 81V82H15ZM21 81V80H20ZM19 81V82H20ZM22 81H25V80H22ZM167 81H169L170 83H168ZM186 81L188 82V83H186ZM250 81V80H249ZM249 81H247L248 82V84H249ZM30 82H31V80H30ZM64 82H65V80H63V81H61V83H63L64 84ZM167 82V83H166ZM175 82V80L173 81V83ZM215 82V81H214ZM220 82H222L221 80H220ZM257 82H256V84H257ZM260 82L262 83L263 82V80H260ZM11 83V82H10ZM10 83H9V85H10ZM33 83V82H32ZM35 83V82H34ZM59 83V82H58ZM58 83H54V84H58ZM219 83V82H218ZM236 82L234 81L233 83H232V85L231 86H233L234 84H235ZM259 83V82H258ZM18 84V83H17ZM21 84H23V83H21ZM31 84V83H30ZM30 84H27V85H29L30 86ZM41 84V85H42ZM60 84V83H59ZM217 84V83H216ZM221 83H219V85H220ZM227 84H229L230 85V83H227ZM251 84V88L249 87V85ZM250 84L248 85V88H250L251 90H253L252 89V86H253V84H252V82L250 81ZM255 84V82H254V85H256ZM6 85H8V84H6ZM26 84L24 83V86H25ZM33 85V84H32ZM36 85V84H35ZM177 84H175V86H176ZM183 85V84H182ZM185 85H184V87H185ZM194 85V84H193ZM241 85V84H240ZM243 85H241V86H243ZM3 86V85H2ZM34 86V85H33ZM37 86V85H36ZM35 86V87H36ZM174 85H172V87H173ZM174 86V87H175ZM225 86V85H224ZM227 86V85H226ZM240 86V87H241ZM247 86V85H246ZM257 86H261V85H257ZM10 87L12 88V90L11 91H13L14 89H13V87L14 86H11L10 85ZM19 87H20V84H19ZM23 87V86H22ZM26 87V86H25ZM39 87H41L42 88V86H39ZM43 87V88H44ZM171 87V88H172ZM183 87V88H184ZM201 87V88H200ZM220 87H222V89L221 90H224V92L226 91L227 92V90H229V89H227V88H223V85L221 84L220 85ZM244 87V86H243ZM264 87V86H263ZM10 88V89H11ZM167 88H169V86L167 87ZM177 87H175V89H176ZM180 87H178V89H179ZM194 88H193V90H194ZM233 88V87H232ZM259 88V87H258ZM257 88V90H259ZM261 89L260 90H262V92H264L263 91V89H262V87H260ZM5 89V88H4ZM9 89V90H10ZM17 89H20V88H17ZM40 88H38V90H39ZM170 89V88H169ZM169 89H167V90H169ZM185 89V88H184ZM184 89L183 90H181V89H179L180 91H184ZM236 89V88H235ZM241 89H242V87H241ZM244 89H246V87H244ZM16 90V89H15ZM24 90L25 89H21V91L22 92H24ZM27 90H29V87H28V89ZM30 90H32V88H31V86H30ZM172 90V89H171ZM174 90V89H173ZM190 90H192V88H190ZM243 90V89H242ZM251 90H249L250 92H251ZM19 91V90H18ZM18 91H16V92H18ZM35 91H36V89H35ZM34 91V92H35ZM177 91V90H176ZM175 90H174V93L173 94H175V92H176ZM179 91V92H180ZM195 91V90H194ZM232 91V90H231ZM234 91V90H233ZM237 91L239 92V91H241V90H239V89H237ZM237 91H235V92H237ZM15 92V91H14ZM30 92V91H29ZM38 92V91H37ZM36 92V93H37ZM39 92L41 93H43V92H46V91H41V90H39ZM170 92H172V91H170ZM185 92V91H184ZM195 92H197V91H195ZM221 92L222 91H220V94H221ZM225 92V93H226ZM229 92V91H228ZM241 92H244V91H241ZM249 92V93H250ZM261 92V93H262ZM4 93H5V91H4ZM28 93V92H27ZM177 93V92H176ZM188 91L186 92V94H183V95H181V96H179L178 97V95H177V97L175 98V99H177V100H175L174 99V101H173V99H171V101L173 102V105L172 106H170V107H166V108H163V110H162V113L160 114V110L159 109H157L158 111H159V114H160V116L162 117V118H160V117H158V118H160L159 119V121H157V122H154V123H151V122H149L150 120H148V122L149 123H147L148 125H141L140 124V122H139V120H138V117L136 118L137 119V121L138 122H136L135 121V123H136V125H135V127H136V129H138V131H139V129H140V127H138L137 128V125L139 124V125H141V129L143 130V132H142V130H140L142 133H144V131H145V133H148V134H146L145 135V137L146 136H150L149 138H151L150 140H152L153 141V143H150V144H152V145H149L148 146V144H147V147H146V149L149 147L150 148V150H151V148L153 149V151H154V149H155V147H156V150L158 151H162L163 149H167V148H173V150H171V152H175V153H179V155H181V157L183 158V162H181V163H184V159H187L186 161H185V163L186 162H189L188 160L189 159H191V158H195L194 160L195 161H193V162H196V160H198L199 162H197V164H196V166H198L199 164H202L201 166H202V168H201V172H200V177H201V179L199 180L200 182H198V180H196V177H195V180H196V182L198 183V187L200 186V187H202V188H209L211 191V193H214L215 195H217L216 193H218L219 195L221 194V198H219V199H221L220 201H221V203H223L222 204V206H224V203L225 202H227V201H232L231 200V198L232 197H230V196H228V194L229 195H231V196H233L232 195V193L234 194V193H236L235 195H239V193H241V192H238V189H237V192H235V190L234 191H232V190H230L229 189V187L230 188H232L231 186H232V184H231V178L232 177H234V176H236V178H238V176H240V173H239V175H238V173L237 172H235V173H237V174H235L234 172V174L235 175H233V173H232V170H234V168L232 169V166L231 167H229L230 165H231V162H230V160H231V156L233 157V155H234V153H235V151H236V146H237V150H238V148H241V147H245V145H244V143L242 142L241 143V139L243 138L244 139V137L245 138H247V135H249V136H251L250 135V133H252V132H249V130L245 127V126H240V125H237V122H235V127L233 128V131L235 130V132H234V135H233V138L231 139V136H230V131H229V137H230V139H229V141L231 142H229L230 143V145H229V143H228V141L226 142V135L225 134H227L228 133V131L227 132H224V130L228 127V126H225L226 124L224 123L225 121L224 120H226V116H228V115H226V114H222V115H224L225 116V119H223L224 118V116L222 117V119H223V123H224V125H222V123H219V122H217V123H215L216 122V120L217 119H215L216 118V116L215 117H213L212 119L213 120H215L214 121V123H212V122H210L211 121V119H209L208 117L207 118H204V121H205V119H208V121L206 120L205 122H209V123H212L214 126H216L217 127V135H215L214 137L215 138H213V139H216L217 141H215L214 142V145L212 146L211 145V149H209L210 148V144L208 145V143H210L209 141H213V140H209L208 141V143H207V140L205 141V143H204V141L201 139V138H199L198 136H199V134H197L196 136H195V134L193 135V129H194V125H195V121H196V119H198L197 118V116L199 115V113L200 114H203L202 112H204V110H205V115H206V112H207V116L210 114V113H213V115H217L219 112H221L220 110L219 111H217L216 110V112H218V113H214L213 111V108L210 110L209 109V107H207V110L209 109V111H206V109H204L203 107H204V102H205V99L208 97H206V98H203V99H201L200 98V96L199 97H197L196 95H195V93H194V96H192L190 93H188ZM202 93V92H201ZM200 93V94H201ZM203 93V94H204ZM224 93V94H225ZM232 93H234V92H232ZM257 93V92H256ZM255 93V91H254V93H252V94H256ZM16 94V93H15ZM17 94H19V93H17ZM21 94V93H20ZM25 94V93H24ZM29 94V93H28ZM30 94H32V93H30ZM29 94V95H30ZM39 94V93H38ZM38 94H36V95H38ZM50 94H47L46 93V95L49 97V95ZM153 94H155V95H153ZM168 95L167 93H164V95ZM180 94H182L181 92H180ZM197 94V93H196ZM203 94H201V95H203ZM216 95H218L217 93H215ZM215 94H212V96L213 95H215ZM223 93H222V96H220L221 98H223V95H224ZM227 94V93H226ZM237 94H240V93H237ZM264 94V93H263ZM33 95H34V93H33ZM35 95V96H36ZM43 95H45L44 93H43ZM43 95H41V96H43ZM51 95H50V97L49 98H47V99H56V98H52L51 97ZM148 95H151L150 96V99H149V97H148ZM153 95V96H152ZM171 95H172V93H171ZM250 95H251V93H250ZM250 95H248V97L250 96ZM260 95V91H259V94H257V96H259ZM14 96V95H13ZM16 96V95H15ZM34 96V100L33 101H35V99H37L38 97H39V95H38V97L36 98ZM163 96V95H162ZM173 97H174V95H172ZM176 96V95H175ZM228 96H229V94H228ZM228 96H226L225 97V95H224V97L225 98H227ZM254 96L255 95H253V96H251L250 98H251V100H253V102H254V100H256V98H257V96H256V98H254ZM8 97V96H7ZM25 97V96H24ZM28 97V96H27ZM30 97H32V96H30ZM148 97V98H147ZM151 97H153V98H151ZM159 97H157V98H155V99H158ZM167 96H165V99H167L166 98ZM169 97V96H168ZM172 97V98H173ZM181 97V99H179ZM215 97V96H214ZM248 97H247V99H248ZM254 99H253V98ZM263 97V96H262ZM1 98V97H0ZM4 98V97H3ZM10 98H12V97H10ZM20 98V97H19ZM41 98H43V97H41ZM40 98V99H41ZM147 98V99H146ZM161 98H163L164 99V96L163 97H160L159 99H161ZM213 98V97H212ZM241 98V97H240ZM259 98H261V97H259ZM5 99V98H4ZM30 99V98H29ZM39 99V100H40ZM154 99V100H155ZM164 99V100H165ZM169 99V98H168ZM211 99V98H210ZM227 99H229V98H227ZM233 100H234V98H232ZM244 98H242V100H243ZM247 99H246V101H247ZM263 99V98H262ZM19 100V99H18ZM21 100V99H20ZM26 100V99H25ZM25 100H22L23 102H25ZM31 100L32 99H30V102H31ZM38 100V99H37ZM36 100V101H37ZM38 100V101H39ZM150 100H151V102H150ZM160 101L161 103H163V104H165L166 103V101ZM180 100V101H179ZM232 100V103L234 102H236L237 101V99H236V101H233ZM257 100H259V99H257ZM11 101H13V100H11ZM41 102H42V100H40ZM50 101H52V100H50ZM53 101H55V100H53ZM144 101H146V102H144ZM170 101V100H169ZM171 101H170V103H171ZM179 102V104H177V102ZM209 101H211V100H209ZM209 101H208V103H209ZM225 101H226V99H225ZM225 101H224V103H223V105H227L226 103H225ZM228 101V100H227ZM239 101V100H238ZM241 101V100H240ZM239 101V102H240ZM249 101H250V99H249ZM248 101V102H249ZM262 101H264V100H262ZM42 102V103H43ZM112 102L113 103H115V104H113V105H111L112 104ZM159 102V103H160ZM176 102V103H175ZM212 102V101H211ZM239 102H236V104L237 103H239ZM252 102V103H253ZM12 103V102H11ZM34 103V102H33ZM134 103V102H133ZM138 103H140L139 105H138ZM141 103H144V105L143 104H141ZM146 103V104H145ZM148 103V104H149ZM157 103V102H156ZM155 103V104H156ZM169 103V104H170ZM220 103H221V101H220ZM231 102H230V104H232ZM251 103V102H250ZM250 103H248V104H250ZM260 103H262L261 101H260ZM10 104V103H9ZM25 104V103H24ZM24 104H22L21 103V105H23L22 107H26V104H27V102H26V104L24 105ZM36 104L37 103H35V106H36ZM39 104H40V102H39ZM149 104V105H150ZM158 104V103H157ZM169 104H166V105H168L169 106ZM174 104H177V105H179V106H174ZM255 104V103H254ZM253 104V105H254ZM34 105V104H33ZM32 105V106H33ZM127 105V104H126ZM171 105V104H170ZM219 105H222V104H219ZM233 105H235V104H233ZM247 105V104H246ZM8 106V105H7ZM12 106V105H11ZM15 106H18V105H16L15 104ZM28 106H29V103H28ZM34 106V107H35ZM130 107H131V105H129ZM128 106V107H129ZM163 106H165V105H163ZM215 106H216V104H215ZM231 106V105H230ZM238 106H239V104H238ZM242 106V105H241ZM256 106V105H255ZM258 106V105H257ZM21 107V106H20ZM213 107V106H212ZM225 107V106H224ZM228 107V106H227ZM248 107V106H247ZM251 107V106H250ZM16 108V107H15ZM132 108V107H131ZM130 108V109H131ZM151 108V107H150ZM206 108V107H205ZM219 108V107H218ZM217 108V109H218ZM232 108V107H231ZM239 108V107H238ZM238 108H236L235 107V109H238ZM258 108V107H257ZM262 108V107H261ZM17 109V108H16ZM18 109H19V111H20V108L18 107ZM17 109V110H18ZM29 109V108H28ZM27 109V110H28ZM173 109V110H172ZM214 109H215V107H214ZM220 109V108H219ZM228 109V108H227ZM234 109V108H233ZM234 109V110H235ZM239 109H241V107L239 108ZM247 109V108H246ZM249 109V108H248ZM248 109H247V111H248ZM253 109H256V108H253ZM259 109V108H258ZM12 110V109H11ZM22 110V109H21ZM26 110V109H25ZM24 110V111H25ZM26 110V111H27ZM31 110V109H30ZM38 110V109H37ZM133 110V109H132ZM148 110H150V109H148ZM151 110H153V109H151ZM213 110V111H212ZM224 110V109H223ZM230 110V109H229ZM228 110V111H229ZM232 110V109H231ZM23 111V110H22ZM135 111V110H134ZM142 111L140 112V114H142ZM156 111V110H155ZM154 111V113L152 114V115H156V112ZM157 111V112H158ZM226 111L227 110H224L223 112H225L226 113ZM236 111V110H235ZM237 111H239V110H237ZM250 111H252V108H251V110ZM13 112V111H12ZM39 113H40V111H38ZM128 112V111H127ZM170 112V113H169ZM232 112V111H231ZM231 112H227V114H230ZM241 112H242V110H241ZM253 112H254V110H253ZM255 112H258V111H255ZM254 112V113H255ZM31 113V112H30ZM42 113V112H41ZM132 113V112H131ZM136 113V112H135ZM209 113V114H208ZM222 113V112H221ZM239 113V112H238ZM252 113V112H251ZM250 113V114H251ZM8 114V113H7ZM34 114V113H33ZM147 114V113H146ZM146 114L144 115L145 116V118H147L146 117ZM158 114V113H157ZM164 114V115H163ZM167 114V115H166ZM169 114H174V115H169ZM234 114V113H233ZM232 114V115H233ZM235 114H236V112H235ZM241 114V113H240ZM249 114V113H248ZM247 114V115H248ZM256 114V113H255ZM6 115V114H5ZM17 115V114H16ZM20 115V114H19ZM28 115V114H27ZM35 115V114H34ZM39 115V114H38ZM38 115L36 116V117H38ZM84 115H86L85 117H84ZM132 115H134V113L132 114ZM137 115V114H136ZM136 115H134V116H136ZM147 115H149V114H147ZM151 115V116H152ZM205 115H204V117H205ZM257 115H259V114H257ZM262 115V114H261ZM4 116V115H3ZM29 116V115H28ZM137 116H140V115H137ZM144 116H143V118H144ZM171 116V117H170ZM211 116V115H210ZM209 116V117H210ZM241 116V115H240ZM243 116V115H242ZM16 117V116H15ZM19 117H21V116H19ZM149 117V116H148ZM199 118L201 117L200 115L198 116ZM239 117V116H238ZM237 117V118H238ZM130 118H132V116L131 117H129V119ZM134 118V117H133ZM156 118V117H155ZM155 118L153 117L152 119L153 120H155ZM230 118H231V116H230ZM234 118V117H233ZM236 118V117H235ZM240 118V117H239ZM243 118H246L247 119V116H245V117H243ZM249 118V117H248ZM262 118H263V116H262ZM16 119V118H15ZM19 119V118H18ZM17 119V120H18ZM22 119V118H21ZM20 119V120H21ZM38 119H36L37 121H38ZM85 119V120H84ZM135 119V118H134ZM133 119V120H134ZM150 119V118H149ZM256 120L258 119V118H255ZM264 119V118H263ZM19 120V121H20ZM96 120V119H95ZM98 120V119H97ZM96 120V121H97ZM108 120V121H107ZM131 120V119H130ZM140 120H143L142 119V115H141V118H140ZM210 120V121H209ZM227 120H228V117H227ZM235 120V119H234ZM240 120H242V119H240ZM248 120V119H247ZM254 120V119H253ZM9 121V120H8ZM144 121V120H143ZM156 121V120H155ZM198 121V120H197ZM200 121V120H199ZM203 121V120H202ZM236 121H238V120H236ZM243 121H245V120H243ZM243 121H241V122H243ZM258 121V120H257ZM256 121V123H257V127L259 126V124H258V122ZM262 121V120H261ZM260 121V124L262 123ZM1 122V121H0ZM7 122V121H6ZM10 122V121H9ZM18 122V121H17ZM97 122H100V120L99 121H97ZM125 122H126V126H125ZM142 122V121H141ZM146 122V121H145ZM144 122V124H146ZM229 122V121H228ZM227 122V123H228ZM240 122V121H239ZM246 122V121H245ZM252 122H254V121H252ZM251 122V123H252ZM16 123V122H15ZM37 123V122H36ZM95 123V122H94ZM198 123V122H197ZM244 123V122H243ZM249 123V122H248ZM250 123V125L251 126H254L255 125V122H254V125H252ZM1 124V123H0ZM38 124V123H37ZM93 124V123H92ZM100 125H102V122L101 123H99ZM104 125L103 126H105V123H103ZM130 124V123H129ZM240 124V123H239ZM242 124V123H241ZM245 124V123H244ZM263 124V123H262ZM16 125V124H15ZM15 125H13V126H15ZM17 125H18V123H17ZM40 124H38V125H30L31 127L32 126H37V127H40L39 126ZM91 125V124H90ZM106 125V126H107ZM227 125H229V124H227ZM246 125V124H245ZM19 126V125H18ZM23 126V125H22ZM28 126V125H27ZM83 126V125H82ZM92 126V125H91ZM105 126V127H106ZM109 126V127H110ZM114 126V127H113ZM131 126V125H130ZM144 126V127H143ZM237 126H239L238 128H237ZM249 126V125H248ZM247 126V127H248ZM256 126H254V127H256ZM0 127H2V125L0 126ZM10 128H13V130H15L14 129V127H11V126H9ZM104 127V128H105ZM109 127H107V128H109ZM132 127V126H131ZM143 127V128H142ZM213 127V126H212ZM257 127L255 128V129H257ZM28 128V127H27ZM33 129H34V127H32ZM83 128V127H82ZM82 128H78V131H80V129H82ZM93 128V127H92ZM102 128V127H101ZM104 128L102 129L103 131H104ZM106 128V129H107ZM125 128V129H124ZM130 127L128 126V129H129ZM249 129H250V126L248 127ZM35 129H36V127H35ZM37 129H39V128H37ZM42 129V128H41ZM83 129H85V128H83ZM88 129V128H87ZM96 129V128H95ZM255 129H253V131H255ZM11 129H9V132H11L10 131ZM12 130V131H13ZM22 130V129H21ZM27 130V129H26ZM46 130V129H45ZM89 130H91V128L89 129ZM126 130V131H125ZM132 130V129H131ZM197 131V133H199V129H196ZM202 130H204V129H202ZM202 130H201V132H202ZM251 130H252V128H251ZM257 130H260V129H257ZM263 130V128L260 130V131H262ZM30 131H32V129L30 130ZM37 131V130H36ZM35 131V132H36ZM39 131H41V130H39ZM39 131H37V132H39ZM46 131H48V130H46ZM195 131V130H194ZM208 132V134L207 133H205L206 132V128H205V132H202L203 133V135H208L209 137H208V139L210 138V136H211V134L209 135V130H207ZM245 131L246 132H249L248 134L246 133V136L244 135V137H242V134H244L245 133ZM260 131H258L259 133H260ZM13 132H16V130L15 131H13ZM12 132V134L14 135V133ZM27 132V131H26ZM25 132V133H26ZM28 132H29V130H28ZM34 132V131H33ZM36 132V133H37ZM80 132V133H81ZM163 132V133H162ZM200 132V137H202L203 135H202V133ZM243 132V133H242ZM263 132V131H262ZM30 133V132H29ZM87 133H90V131H88ZM105 133V132H104ZM128 135H130L131 133H130V130H128ZM126 133V134H127ZM130 133V134H129ZM137 133V132H136ZM136 133H134V134H136ZM161 133L163 134V135H161ZM222 133V134H221ZM259 133H256L257 135H254L255 137H257L258 135H259ZM6 134V133H5ZM17 134V133H16ZM23 134V133H22ZM34 134V133H33ZM33 134L31 135L32 136V138H33ZM40 134V133H39ZM109 134V135H108ZM133 134V135H134ZM255 134V133H254ZM262 133H260V135H261ZM30 135V134H29ZM42 135V134H41ZM46 135V134H45ZM91 134H89V136H90ZM108 135V136H107ZM127 135V137H129ZM133 135H132V137H131V140H132V138H133ZM137 135H139L138 133H137ZM213 135H214V133H213ZM263 135H264V132H263ZM5 136H8V135H5ZM26 136V135H25ZM28 136V135H27ZM34 136H36V135H34ZM131 136V135H130ZM248 136V137H249ZM18 136H17V138H19ZM135 137V136H134ZM137 137V136H136ZM213 137V136H212ZM260 137V136H259ZM262 137H264V136H261V138ZM7 138V137H6ZM16 138V139H17ZM31 138V139H32ZM36 138V137H35ZM78 138H79V136H78ZM148 138V137H147ZM202 138H204V137H202ZM261 138H257L258 140L259 139H261ZM81 139H78L79 140V142L81 141ZM83 139H85V140H87V142H84V140ZM127 139V141H129L128 140V138H126ZM139 139V138H138ZM137 139V140H138ZM202 140V142H197V141H199V140ZM249 139V141L247 140V142L244 140V142L247 144V146H248V149H250L249 148V146H251L250 144H253V142H254V144H256V142L258 143V141H257V139L255 138V140L256 141H253V142H251L252 140H253V138L250 140V137L248 138ZM6 140V139H5ZM36 140V139H35ZM34 140V141H35ZM130 140V141H131ZM134 140H135V138H134ZM146 140H148V139H146ZM200 140V141H201ZM47 141V142H46ZM136 141V140H135ZM139 141L140 140H138V143H139ZM243 141V140H242ZM137 142V141H136ZM150 142V141H149ZM248 142H249V144H248ZM251 142V143H250ZM85 143V145H83ZM92 143V142H91ZM96 143V142H95ZM131 143V142H130ZM134 141H133V145H134ZM142 143V142H141ZM146 143H147V141H146ZM193 143V144H192ZM203 143V144H202ZM207 143V144H206ZM213 143V142H212ZM228 143V144H227ZM242 144V145H240V147H239V144ZM4 144H6V143H4ZM52 144V145H51ZM94 144V143H93ZM144 144V143H143ZM194 144H196V146L197 147H195V145ZM198 144V145H197ZM199 144H202V145H199ZM37 145V144H36ZM49 145H51L52 147L51 148H53L51 151H49L51 148L49 147ZM136 145H138V144H136ZM140 145V144H139ZM138 145V146H139ZM142 145V144H141ZM145 145V144H144ZM189 145H191V146H189ZM233 145V146H232ZM19 146H20V144H19ZM88 146V145H87ZM96 146V145H95ZM128 146H129V144H128ZM153 146V147H152ZM257 146V145H256ZM260 146V145H259ZM32 147L33 148H35V149H37V150H34V149H32ZM104 147H103V149H104ZM140 147V146H139ZM141 147H144L143 145L141 146ZM234 147V148H233ZM20 148V147H19ZM48 148V149H47ZM50 148V149H49ZM81 148V147H80ZM125 148H127L126 146H125ZM130 148V147H129ZM129 148H127V150L126 151H128V150H131V149H133V148H131V149H129ZM148 148V149H149ZM47 149V150H46ZM87 149V148H86ZM89 149H91V148H89ZM139 149V148H138ZM212 149H213V151H212ZM252 149V148H251ZM250 149V150H251ZM256 149V148H255ZM34 150V151H33ZM54 150V151H53ZM80 150V149H79ZM88 150V149H87ZM93 150H95L96 151V149H95V147L93 148ZM134 150H137L136 148L134 149ZM144 150V149H143ZM174 150H177V152L176 151H174ZM242 150H244V149H239V151H242ZM246 150V149H245ZM6 151V150H5ZM47 151H49V152H51V154H52V156L51 155H48V152ZM78 150H76V152H77ZM86 151V150H85ZM91 151H92V149H91ZM101 151H102V149H101ZM140 151V150H139ZM139 151H137V152H139ZM153 151H152V153L151 152H148L149 154L151 153V157L154 155L153 154ZM212 151V152H211ZM252 151V150H251ZM262 151V150H261ZM81 152H83V151H81ZM93 152V151H92ZM102 152H104V150L102 151ZM132 152V151H131ZM141 152H142V150H141ZM170 152V151H169ZM245 152V151H244ZM250 151H248V153H249ZM6 153V152H5ZM14 153V152H13ZM16 153V152H15ZM87 153V152H86ZM94 153V152H93ZM129 153H130V151H129ZM136 153V152H135ZM140 153V152H139ZM138 153V154H139ZM146 153V152H145ZM162 153H163V151H162ZM181 153V154H180ZM245 153H247V152H245ZM251 153V152H250ZM249 153V154H250ZM22 154H23V152H22ZM82 154V153H81ZM84 155L83 156H86V154L85 153H83ZM96 154V153H95ZM105 154V153H104ZM104 154H102L101 153V155H104ZM131 154V153H130ZM130 154H128V155H130ZM134 154V153H133ZM137 154V155H138ZM142 155L144 154V153H141ZM153 154V155H152ZM252 154H254V153H252ZM260 154V153H259ZM259 154H257V155H259ZM15 155V154H14ZM89 155V154H88ZM98 155V154H97ZM124 155V154H123ZM135 155V154H134ZM136 155V156H137ZM148 155V154H147ZM147 155H145L146 156V158H151L150 156H148L147 157ZM164 155V154H163ZM251 155V154H250ZM261 155V154H260ZM2 156V155H1ZM53 158L51 161H50V159H51V157ZM54 156V157H55ZM71 156V155H70ZM73 156H75L74 154H73ZM80 156H82V155H80ZM96 156V155H95ZM95 156H94V158H95ZM156 156H157V154H156ZM198 156V157H197ZM202 158H201V157ZM238 156V155H237ZM242 156V155H241ZM241 156H238L237 157V159L239 158V157H241ZM246 156H247V154H246ZM263 156V155H262ZM16 158H18V155L16 154V156H15ZM68 157V158H67ZM98 157V156H97ZM123 157V156H122ZM142 157H144V155L142 156ZM170 157V155L166 158V159H170L169 158ZM205 159H204V158ZM251 157V156H250ZM258 157V156H257ZM1 158V157H0ZM15 158V159H16ZM74 158V157H73ZM79 158H81V157H79ZM83 158V157H82ZM93 158V157H92ZM104 158V157H103ZM103 158H101V160H103L104 161V159ZM118 158V157H117ZM116 158V159H117ZM145 158V159H146ZM172 158H174V157H172ZM253 158V157H252ZM259 158H260V156H259ZM36 159H39L40 161H39V163H38V161L36 162V163H38L39 164V166L41 165V168L39 169H37V167L36 166H38V164L35 166L34 165V161L36 160ZM78 159V158H77ZM77 159H76V161H77ZM85 159V158H84ZM84 159H83V161H84ZM96 159V158H95ZM121 159V158H120ZM126 159V158H125ZM124 159V160H125ZM180 159V158H179ZM234 159H235V155H234ZM246 159V158H245ZM258 159V158H257ZM261 159V158H260ZM264 159V158H263ZM1 160V159H0ZM3 160V159H2ZM21 160H23L22 161V163H21ZM75 160V159H74ZM139 160V159H138ZM142 160H143V158H142ZM142 160H140L141 162H142ZM150 160H152L153 161V158H151ZM173 160H176V158L175 159H173ZM250 160H251V158H250ZM254 159H252L251 160V162L253 161ZM16 161V160H15ZM65 161H66V163H65ZM69 161H71V160H69ZM80 161H82V160H80ZM107 161V160H106ZM105 161V162H106ZM114 161V160H113ZM128 161H130V160H128ZM135 160L133 159V162H134ZM136 161H137V158H136ZM180 161V160H179ZM191 161H192V159H191ZM236 161V163H238L239 161H240V159H239V161L237 162V160H235ZM260 161V160H259ZM264 161V160H263ZM59 162H61L60 164H59ZM74 162V161H73ZM86 162V161H85ZM98 162H100V161H98ZM104 162V163H105ZM116 162H118V160L116 161ZM120 162V161H119ZM125 163H127L128 164V162H126V160L124 161ZM132 162V159H131V162L129 163L130 164V168H131V165L132 164H134ZM139 162V161H138ZM137 162V163H138ZM151 162V161H150ZM167 162H169V161H167ZM171 162V161H170ZM170 162L169 163H163V162H159V161H157L156 159H155V162H153L152 163V171H153V173L155 174V175H153V176H155V179L153 180V185H152V187H151V189H148L149 191H151V192H153V194H151V195H153V196H151V198H152V201L150 202V201H147L146 199V201L144 202H142L141 201V203L139 204L138 203V206H136V205H133L132 204V202L131 201H129V202H131V205L130 204H126V202L124 203V204H115V201H114V205L112 206L111 204H108L109 206L111 205V207H113V213L115 214L114 215V217H111L108 221L106 220L105 221V226H104V228H106L107 229V231L109 232V230H111L112 228H116V227H118V228H120V229H122V230H125V232L126 231H130L131 232V234H133V233H135V230H136V228H140V227H142L143 225H146V221L148 222V220H149V217L151 218V216H153L152 214H150L151 213V211L155 208V209H159L161 206H160V204L159 203H161V202H159L158 200V195L159 196H162V195H164V196H168V195H170L169 197H171V196H173L172 194H176L175 196H173V199L175 200V202L177 201V199H175L176 198V196H177V198H178V195H177V193L179 194V192H182V191H184L185 193H187V194H190L193 190H195V189H197V188H195V187H197V184H195L196 182H190V183H186L185 181L186 180H188V179H190V178H188V179H186L187 178V176H188V172H183L182 171V169H180V171H182V172H178L177 171V173H176V165H175V163H174V165H175V167H174V165H173V167H172V165H171V168H173V170H174V172L172 171H170L169 172V167L167 166V164H170ZM249 162V161H248ZM247 162V167H248V163ZM254 162V161H253ZM252 162V163H253ZM52 163V162H51ZM74 163H77V162H74ZM81 164H82V162H80ZM100 163H102V161L100 162ZM108 163V162H107ZM108 163V164H109ZM114 163V162H113ZM123 163V162H122ZM132 163V164H131ZM136 163V164H137ZM180 163V164H181ZM235 163V162H234ZM239 163H241V162H239ZM257 163V162H256ZM256 163H255V165H256ZM70 164H72L71 162H70ZM80 164V165H81ZM110 164H112V162L110 163ZM109 164V165H110ZM124 164V163H123ZM126 164V165H127ZM129 164H128V166H129ZM136 164H134V165H136ZM143 164L145 165V164H148V162H146V163H144L143 162ZM179 164V165H180ZM191 166H193V168H194V165L195 164H193V163H189ZM193 164V165H192ZM206 164V165H205ZM242 164V163H241ZM254 164V163H253ZM0 165H1V163H0ZM63 165V164H62ZM64 165L62 166V167H64ZM74 165V164H73ZM77 166H79L78 167V169L80 168V165H78V163L76 164ZM83 165H84V163H83ZM82 165V166H83ZM102 165H103V163H102ZM109 165H107L108 166V168H110L109 167ZM134 165H132V168L134 167ZM150 165V164H149ZM179 165L177 166L178 168H179ZM188 165V164H187ZM205 165V166H204ZM59 166V167H60ZM75 166V165H74ZM74 166H72V167H74ZM101 166V165H100ZM104 166V165H103ZM103 166H101L102 168H103ZM107 166H105V167H107ZM111 166V165H110ZM112 166H113V164H112ZM147 166V165H146ZM151 166V165H150ZM185 166V165H184ZM234 166H236V165H234ZM239 166H241L240 164H239ZM34 167L36 168V172H35V170H33L34 169ZM62 167H60L59 169H63V170H65V168H62ZM71 167V168H72ZM84 167V166H83ZM117 167V166H116ZM136 167V166H135ZM148 167V166H147ZM181 167V166H180ZM244 167H246V164H245V166ZM246 167V168H247ZM250 167H251V165H250ZM20 168H22V166L20 167ZM50 168H51V166H50ZM82 168V167H81ZM127 168V167H126ZM132 168H131V170H132ZM137 168V167H136ZM139 168H141V167H139L138 166V169ZM151 168V167H150ZM177 168V169H178ZM182 168V167H181ZM186 168V167H185ZM187 168H190L189 166L187 167ZM198 169H199V167H197ZM196 168V169H197ZM236 168V167H235ZM242 168V167H241ZM240 168V169H241ZM44 169V170H45ZM48 169V168H47ZM46 169V171H47V173H49L51 170L49 169V170H47ZM56 169V168H55ZM54 169V170H55ZM106 169V168H105ZM104 169V170H105ZM116 169H119V167L118 168H116ZM123 169H124V167H123ZM142 169V168H141ZM191 169V170H190ZM189 170L192 172V171H194V169L192 170V168H190ZM195 169V173H196V171L198 172V170H196ZM237 169V171L239 170L238 168H236ZM245 169V168H244ZM242 170V171H245V170ZM248 169H251V168H248ZM247 169V170H248ZM260 169V168H259ZM1 170H3L2 168H1ZM22 170V169H21ZM43 170V171H44ZM62 170V171H63ZM74 170H76V167L74 168ZM73 170V171H74ZM101 170H103V169H101ZM100 170V171H101ZM103 170V171H104ZM114 170V169H113ZM122 170V168H120V171ZM126 170V169H125ZM128 170H130L129 169V167H128ZM130 170V171H131ZM133 170H135L136 171V169H134L133 168ZM140 170V169H139ZM145 170H147L146 169V167H145ZM148 170H149V168H148ZM188 170V169H187ZM256 170V169H255ZM23 171V170H22ZM46 171H44V172H46ZM56 171V170H55ZM60 171V170H59ZM67 171V170H66ZM79 171H81L80 169H79ZM116 171V170H115ZM115 171H114V173H115ZM127 171V170H126ZM200 171V170H199ZM260 171H262L261 169H260ZM42 172V171H41ZM52 172V171H51ZM54 172V171H53ZM52 172V173H53ZM108 172V171H107ZM106 172V173H107ZM110 172H113V171H110ZM109 172V173H110ZM137 172V171H136ZM148 172V171H147ZM146 172V173H147ZM150 172V171H149ZM169 172V173H168ZM239 172H240V170H239ZM259 172V171H258ZM257 172V173H258ZM1 173V172H0ZM24 173V172H23ZM37 173H39V172H37ZM56 173V172H55ZM133 173H135L134 171H133ZM133 173H132V176H133ZM192 173H194V172H192ZM252 173V172H251ZM254 173V172H253ZM262 173H264V172H262ZM51 174V173H50ZM62 174V173H61ZM63 174H64V171H63ZM97 174H100V173H97ZM108 174V173H107ZM112 174V173H111ZM126 174H127V172H126ZM243 174H245L244 172H243ZM25 175H27V174H25ZM38 176H39V174H37ZM36 175V176H37ZM46 175V176H45ZM45 175H43V176H45L47 179H48V175L47 174H45ZM104 175V176H103ZM102 176L103 177H105L106 175L105 174H103ZM121 175V174H120ZM123 175V174H122ZM129 175H130V177H132L131 176V173L129 174L128 173V177H129ZM135 176L136 175H138L137 173L136 174H134ZM144 174H142V176H143ZM180 175V177H178ZM195 175V174H194ZM193 175V176H194ZM233 175V176H232ZM247 175V174H246ZM246 175H243V176H246ZM249 175V174H248ZM255 175V174H254ZM260 175V174H259ZM1 176V175H0ZM61 176V175H60ZM101 176V175H100ZM99 176V177H100ZM101 176V177H102ZM114 176H116V174L114 175ZM139 176V175H138ZM168 176H170V177H168ZM242 176V175H241ZM240 176V177H241ZM260 176H262V175H260ZM100 177V178H101ZM107 177V176H106ZM104 178V180H102L103 182L105 181V179H107V178ZM111 179L113 178V176L111 177V176H109ZM120 177H122V176H120ZM137 177V176H136ZM136 177H134V178H136ZM144 177V176H143ZM199 177V176H198ZM197 177V178H198ZM251 177H253V175L251 176ZM256 177V176H255ZM263 177V176H262ZM38 178V177H37ZM45 178V179H46ZM55 178V177H54ZM57 178V177H56ZM84 178V177H83ZM100 178H98V179H100ZM123 178H124V175H123ZM127 177H125V179H126ZM138 178V177H137ZM140 178V177H139ZM142 178V177H141ZM146 178H147V176H146ZM154 177H152L151 179H153ZM193 178V177H192ZM242 178V177H241ZM248 178V177H247ZM249 178H250V175H249ZM260 177H258V180L260 181V179H259ZM51 179V178H50ZM62 179V177L60 178V180ZM113 179H115V178H113ZM117 179V178H116ZM124 179V180H125ZM143 179V178H142ZM244 179H245V177H244ZM59 180V181H60ZM83 180V179H82ZM100 180V181H101ZM109 180V179H108ZM121 180V179H120ZM124 180L123 181H121V182H118V180L115 182V184L116 183H121L120 185H123L122 184V182H124ZM129 181L131 180L132 182L130 183V184H132L133 183V177L131 178V179H128ZM136 180V179H135ZM134 180V182H136ZM194 180V179H193ZM253 180V179H252ZM101 181V182H102ZM112 181H114V180H112ZM109 182V183H112L113 184V182ZM152 181V180H151ZM150 181V182H151ZM239 181V180H238ZM238 181H237V183H238ZM249 181V180H248ZM1 182V181H0ZM82 182V181H81ZM97 182H99V181H96V183ZM102 182V183H103ZM138 182H142V181H138ZM138 182L136 183V184H138ZM181 182L182 183H184L185 182V186L183 187V188H181L180 186H179V184H181ZM247 182V181H246ZM255 182H256V180H255ZM105 183V182H104ZM127 183V182H126ZM145 183V182H144ZM117 184V185H118ZM128 184H129V182H128ZM264 184V183H263ZM98 185H101L100 183L98 184ZM135 185V184H134ZM139 185V184H138ZM184 185V184H183ZM231 185V186H230ZM97 186V185H96ZM103 186V185H102ZM106 186H108V184L106 183ZM119 186V185H118ZM118 186H116L117 188H118V190H121V192L119 193V194H122V192H123V190H122V187L124 186H122V187H118ZM141 185H139V187H140ZM164 187V188H162V189H165V191L164 190H162V189H159L160 187ZM234 186V185H233ZM239 186V185H238ZM241 186V185H240ZM239 186V187H240ZM243 186V185H242ZM2 187V186H1ZM76 187H78L79 188V186H75L74 188H76ZM104 187V186H103ZM113 187V186H112ZM111 187V188H112ZM126 187V186H125ZM132 187H133V185H132ZM135 187H137L136 185H135ZM141 187H143V186H141ZM159 187V188H158ZM235 187V186H234ZM258 187V186H257ZM263 186H261V188H262ZM37 188V187H36ZM117 188H115V189H117ZM119 188H121V189H119ZM195 188V189H194ZM235 188H237V187H235ZM234 188V189H235ZM252 188V187H251ZM260 188V187H259ZM260 188V189H261ZM4 189V188H3ZM80 189V188H79ZM98 189V188H97ZM109 189V188H108ZM115 189H114V191H115ZM159 189V190H158ZM243 189V188H242ZM241 189V190H242ZM255 189L256 188H254V191H255ZM258 189V188H257ZM264 189V188H263ZM39 190V189H38ZM96 190V189H95ZM101 190H103V188L101 189ZM105 190H107L106 188H105ZM147 190V189H146ZM147 190V191H148ZM162 190V191H161ZM240 190V191H241ZM259 190V189H258ZM1 191V190H0ZM4 191V190H3ZM3 191H1V192H3ZM36 191V190H35ZM76 191V190H75ZM117 191V190H116ZM126 191V190H125ZM161 191V192H160ZM243 191V190H242ZM264 191V190H263ZM41 192H43V191H41ZM98 193H100V192H103V191H97ZM105 192H107L108 193V190L107 191H104V193ZM119 192V191H118ZM118 192H116V193H118ZM142 192H145V186H144V191H142ZM151 192H149V193H151ZM199 192V191H198ZM205 192H207L206 193V195H209L208 197L209 198H212V201H213V203H215L214 202V194L213 195H211V196H213V197H211L210 196V194H209V191H205ZM256 193L258 192V195H259V191H255ZM4 193V192H3ZM75 193V192H74ZM97 193V196H99V194ZM137 193H138V191H137ZM147 193V192H146ZM193 193V192H192ZM196 193V192H195ZM194 193V194H195ZM245 192H243V194H244ZM255 193V194H256ZM33 194V193H32ZM39 195L41 194L40 192L38 193ZM111 194V193H110ZM109 194V195H110ZM135 194V193H134ZM201 194V193H200ZM199 194V195H200ZM242 194V193H241ZM240 194V195H241ZM262 194H264V193H262ZM5 194H3V196H4ZM74 195V194H73ZM77 194H75V196H76ZM104 195V194H103ZM137 195V194H136ZM150 195V194H149ZM219 195L218 196H215V198L217 197H219ZM228 197H227V196ZM245 195H247V194H245ZM258 195H255V197L257 196L258 197ZM1 196V195H0ZM79 196V195H78ZM105 196H106V194H105ZM126 196H129V197H132V196H134V195H126ZM183 196V195H182ZM202 196V195H201ZM204 197H205V195H203ZM261 196V198H262V196L263 195H260ZM38 197V196H37ZM122 197H124V196H122ZM121 197V198H122ZM135 197H137V196H135ZM134 197V198H135ZM203 197V198H204ZM227 198L228 200H225V198ZM230 197V198H229ZM234 197V196H233ZM253 197H254V195H253ZM264 197V196H263ZM97 198V197H96ZM167 198V197H166ZM172 198V197H171ZM180 198H181V196H180ZM206 198H207V196H206ZM209 198H207L208 200H209ZM237 198H238V201H240L239 200V196H237ZM241 198H243V195H242V197ZM240 198V199H241ZM260 198V197H259ZM259 198H257L258 200H259ZM260 198V201L262 200L263 201V199H261ZM35 199V198H34ZM137 199H138V197H137ZM136 199V200H137ZM168 199V198H167ZM201 199H202V197H201ZM236 198H234V201L233 202H235L236 203V200H235ZM244 199V198H243ZM246 199V198H245ZM256 199V198H255ZM95 200V199H94ZM141 200V199H140ZM144 200V199H143ZM150 200V199H149ZM180 200V199H179ZM182 200V199H181ZM225 200V201H224ZM252 200H254V199H252ZM138 201H139V199H138ZM137 201V202H138ZM161 201V200H160ZM183 201H185V200H183ZM186 201H188V200H186ZM197 201V200H196ZM211 201V200H210ZM216 201V200H215ZM243 201V200H242ZM256 201V200H255ZM261 201V202H262ZM157 204H156V203ZM164 202H166V201H164ZM178 202V201H177ZM181 202V204H182V201H180ZM193 202V201H192ZM195 202V201H194ZM199 202V201H198ZM218 202L219 201H217V204H218ZM241 202V201H240ZM240 202H238V203H240ZM245 202H248L247 200L245 201ZM253 202V201H252ZM259 202V201H258ZM1 203V202H0ZM83 203H84V201H83ZM82 203V204H83ZM98 203V202H97ZM112 203V202H111ZM120 203V202H119ZM135 203H136V201H135ZM144 203H146V204H144ZM171 203V202H170ZM173 203V202H172ZM190 203V202H189ZM196 203V202H195ZM221 203H220V205H221ZM227 203H230V202H227ZM235 203H233V205L235 204ZM255 203H257V202H254V204ZM38 204V203H37ZM40 204V203H39ZM159 204V205H158ZM164 204V203H163ZM187 204V203H186ZM203 204V203H202ZM212 204V203H211ZM246 204H248V203H246ZM259 204V203H258ZM258 204H257V206H258ZM80 205V204H79ZM85 205H87V204H85ZM155 205H157V207H155ZM183 205V204H182ZM184 205H185V203H184ZM183 205V206H184ZM189 205H191V204H189ZM82 206V205H81ZM84 206V205H83ZM159 206V207H158ZM164 206V205H163ZM210 206V205H209ZM217 206V205H216ZM220 207L219 208V214L217 215V216H220V214L222 215V217L224 216L222 213H221V208H223V207ZM236 206V205H235ZM235 206H234V208H235ZM242 206V205H241ZM256 206V205H255ZM88 207H90V205L89 206H87V208ZM110 207V208H111ZM164 207H166V206H164ZM186 207V206H185ZM196 207H197V205H196ZM211 207V206H210ZM214 207V206H213ZM225 207V206H224ZM237 207L239 208L240 207V204L239 205H237ZM236 207V208H237ZM245 205H243L242 206V208L240 209L239 208V210H238V208L236 209V210H238L237 212H239V217H241L242 215H244L245 214V212H247V210L245 211ZM248 207V206H247ZM261 209H262V206H259ZM86 208V207H85ZM179 208V207H178ZM177 208V209H178ZM181 208V207H180ZM183 208V207H182ZM191 208H193L192 206H191ZM202 208V207H201ZM212 208V207H211ZM214 208H216V207H214ZM226 208H227V210H228V207L226 206L225 207V209H222V211H224L223 213L225 214V212H227V211H225L226 210ZM230 208L232 209V205L230 206ZM255 208V207H254ZM47 209V208H46ZM133 209H136L135 211L133 210ZM185 209V208H184ZM244 209V211L245 212H243L242 210ZM247 209V208H246ZM122 210H124V211H122ZM182 209H180V211H181ZM248 210H250V209H248ZM257 210V209H256ZM43 211V210H42ZM46 211V210H45ZM156 211V210H155ZM188 211V210H187ZM203 212H204V209L202 210ZM231 211V210H230ZM234 211H235V209H234ZM243 212V214L241 215V213ZM118 212L120 213L121 212V214H122V212H126L125 213V216L126 215H128L125 219H121V217L120 218H118L119 216H120V214H118ZM150 212V213H149ZM183 212V211H182ZM191 212V211H190ZM236 212V211H235ZM236 212V213H237ZM241 212V213H240ZM42 213V212H41ZM112 213V214H113ZM159 213H161L160 212V210H159ZM176 213H178V212H176ZM184 213V212H183ZM199 213V212H198ZM217 213V212H216ZM228 213H229V211H228ZM251 213V212H250ZM261 213H262V210H261ZM109 214V213H108ZM111 214V215H112ZM154 214H156V212H154ZM110 215V216H111ZM117 215H119L118 217H117ZM123 215V214H122ZM121 215V216H122ZM151 215V216H150ZM177 215V214H176ZM264 215V214H263ZM66 216V215H65ZM68 216V215H67ZM66 216V217H67ZM157 217L158 218V216L157 215H154L153 217ZM162 216V215H161ZM184 216V215H183ZM201 216V215H200ZM199 216V217H200ZM206 216H209V215H207L206 214ZM237 216V215H236ZM238 216H237V218H238ZM245 216V215H244ZM258 216H261V215H258ZM63 217V216H62ZM155 217V218H156ZM172 217V216H171ZM185 217V216H184ZM203 217V216H202ZM227 217V215L225 214V216H224V218H226ZM231 217V216H230ZM230 217L228 216L227 217V219H225L226 221H229L228 220V218L230 219ZM246 217H247V215H246ZM245 217V218H246ZM100 218H101V220H100V222L101 221H103V217H101L100 216ZM154 218V219H155ZM157 218H156V220H154V221H157ZM160 219H162L161 217H159ZM165 218V217H164ZM169 218V217H168ZM177 218V217H176ZM188 218V217H187ZM201 218V217H200ZM208 218H210V217H208ZM223 218V219H224ZM243 218V217H242ZM242 218H241V220H242ZM244 218V219H245ZM260 218V217H259ZM261 218H262V216H261ZM260 218V219H261ZM40 220H42V218H39ZM69 219V218H68ZM178 219V218H177ZM202 219V218H201ZM235 219L236 218H234V219H232V222L231 223H233L234 222V224H237L236 225V227L238 226V227H240V229H238V230H236V231H233L232 232V230H231V228H230V231L231 232H229V230H228V232L226 231H224L225 233L223 234L224 236H223V238H215V240L214 239H211V238H209V236H208V238H207V240L208 239H211V241H216L217 239H218V241H217V243H219V248L221 249V247H222V249H223V251L226 253V254H228V253H231L232 252V249H235V248H233V243H232V241L231 240H233L234 238H235V236L234 235H236V237L237 238H239V239H244L245 237V234H247V236H248V232L250 231V230H255L256 229V227H258L257 229H260V228H262L263 229V225L261 226L260 224V226L258 225V219L257 218H254V219H251L252 221H240V219L238 220H236V222H235ZM247 219V218H246ZM36 219L34 218V220L33 221H35ZM150 220H152V218L150 219ZM183 220V219H182ZM181 220V221H182ZM199 220V219H198ZM206 220V219H205ZM29 221V220H28ZM159 221V220H158ZM186 221H190V219L189 220H186ZM203 221H204V219H203ZM202 221V222H203ZM212 221V220H211ZM210 221V222H211ZM214 221V220H213ZM30 222V221H29ZM40 222V221H39ZM47 222V221H46ZM97 222L99 223V221L97 220ZM183 222V221H182ZM217 222H219V221H217ZM216 222V223H217ZM230 222V221H229ZM227 223L226 222V224H230V223ZM261 222V221H260ZM32 223V222H31ZM30 223V224H31ZM36 223V222H35ZM64 223V222H63ZM155 223V222H154ZM215 223V224H216ZM261 223H263V222H261ZM29 224V225H30ZM34 223H32L31 225H33ZM37 224H38V222H37ZM42 224V223H41ZM48 224V223H47ZM47 224H44V225H47ZM51 224H54V223H51ZM50 223H49V225H51ZM66 224V223H65ZM168 224V223H167ZM176 224V223H175ZM191 224V223H190ZM207 223H205V225H206ZM209 224V223H208ZM212 224H213V222H212ZM220 224V223H219ZM28 225V223H27V226H29ZM30 225V226H31ZM39 225V224H38ZM48 225V226H49ZM55 225V227H57L56 226V224H54ZM157 225H159V224H157ZM160 225H163V224H160ZM187 225V224H186ZM185 225V226H186ZM197 225H198V223H197ZM222 225V224H221ZM230 225H232V224H230ZM229 225V226H230ZM258 225V226H257ZM34 226H36V224L34 225ZM40 226H43V224L42 225H40ZM156 226V225H155ZM169 226V225H168ZM171 226V225H170ZM183 226V225H182ZM188 226V225H187ZM201 226H202V224H201ZM206 226H208V225H206ZM224 226V225H223ZM235 226V225H234ZM17 227V226H16ZM33 226H31V227H29V228H32ZM39 227V226H38ZM162 227V226H161ZM166 227H167V225H166ZM216 227H217V225H216ZM231 227V226H230ZM43 228V227H42ZM45 228V227H44ZM103 228V229H104ZM151 228V227H150ZM163 228H165V227H163ZM170 228V227H169ZM201 228V227H200ZM223 228V227H222ZM222 228H220L219 230H222ZM224 228H226V229H228L227 227H225L224 226ZM27 229V228H26ZM34 229V227L32 228V230L31 231H35V232H33L32 234L33 235H35V237L38 235V236H40V234H38L39 232V229L38 228H36L35 230H33ZM46 229V228H45ZM44 229V230H45ZM48 229V228H47ZM51 229H54V227L53 228H51ZM51 229H49L50 230V232H54V230H52L51 231ZM73 229H75V228H73ZM105 229V230H106ZM143 229V228H142ZM146 229V228H145ZM148 229V228H147ZM206 229V228H205ZM211 229V228H210ZM80 229H78V231H79ZM85 230V229H84ZM104 230V231H105ZM132 230H134V231H132ZM141 230V229H140ZM157 230V229H156ZM171 230V229H170ZM201 230H203V229H201ZM207 230V229H206ZM215 230H217V229H215ZM224 230V229H223ZM30 231V230H29ZM29 231H28V233H29ZM55 231H56V228H55ZM101 231V230H100ZM113 231V230H112ZM192 231V230H191ZM208 231V230H207ZM246 231H247V233H246ZM42 232V231H41ZM40 232V233H41ZM87 232V231H86ZM85 232V233H86ZM133 232V233H132ZM138 232V231H137ZM157 232V231H156ZM210 232V231H209ZM217 232H219V231H217ZM251 232V231H250ZM25 233H27V232H25ZM31 233V232H30ZM74 233H76L75 231H74ZM84 233V234H85ZM105 233L106 234H108L106 231H105ZM149 233V232H148ZM264 233V232H263ZM43 234V233H42ZM42 234H41V236H42ZM77 234V233H76ZM87 234V233H86ZM98 234V233H97ZM104 234V233H103ZM112 234H114V233H112ZM150 234H152V232L151 233H149V235ZM194 234V233H193ZM196 234V233H195ZM198 234V233H197ZM220 234H222V232L220 233ZM232 234H234V235H232ZM78 236H79V234H77ZM83 235V234H82ZM88 235V234H87ZM99 235V234H98ZM101 235H102V233H101ZM101 235H99V236H101ZM110 236H111V234H109ZM251 235V234H250ZM253 235V234H252ZM264 235V234H263ZM40 236V237H41ZM108 236V235H107ZM195 236V235H194ZM198 236V235H197ZM200 236V235H199ZM211 236H213V235H211ZM222 236V235H221ZM220 236V237H221ZM232 236H234V238L232 237ZM256 236V235H255ZM19 237V236H18ZM30 237H31V235H30ZM33 237V236H32ZM32 237H31V239H32ZM34 237V240L36 239L37 240V238H35ZM77 237V236H76ZM84 237H86V235H84ZM142 237V236H141ZM196 237V236H195ZM214 237V236H213ZM83 238V237H82ZM87 238V237H86ZM102 238V237H101ZM200 238V237H199ZM206 238V237H205ZM248 238V237H247ZM245 239L244 241L246 242V240H248V239ZM18 239V238H17ZM40 239V238H39ZM81 239V238H80ZM195 239L196 238H194V241H195ZM15 240V239H14ZM35 240V241H36ZM176 240V239H175ZM198 240V242H199V239H197ZM16 241V240H15ZM21 241V240H20ZM20 241H18V242H20ZM34 241V242H35ZM41 241V240H40ZM148 241V240H147ZM150 241V240H149ZM153 241V240H152ZM157 241V240H156ZM159 241V240H158ZM174 241V240H173ZM202 241V240H201ZM240 241V240H239ZM249 241V240H248ZM23 242V241H22ZM33 242V241H32ZM33 242V243H34ZM37 242H39V240L37 241ZM191 242V241H190ZM24 243V242H23ZM41 243H42V241H41ZM153 243V242H152ZM199 243H201V242H199ZM211 243V242H210ZM213 243V242H212ZM216 243V242H215ZM216 243V244H217ZM262 243H264V242H262ZM17 244V243H16ZM20 244V243H19ZM18 244V245H19ZM36 244V243H35ZM39 245H40V242L38 243ZM60 244V243H59ZM165 244V243H164ZM169 244V243H168ZM192 244H194V243H192ZM238 244H239V242H238ZM244 244V243H243ZM260 244V243H259ZM42 245V244H41ZM40 245V246H41ZM160 245H162V244H160ZM166 245V244H165ZM195 245V244H194ZM213 245H215L214 243H213ZM218 245V244H217ZM216 245V246H217ZM220 245H221V247H220ZM262 245V244H261ZM261 245H259V246H261ZM33 246H36V245H33ZM169 246V245H168ZM167 246V247H168ZM182 246H183V244H182ZM198 246V245H197ZM215 246V247H216ZM239 246V245H238ZM249 246V245H248ZM258 246V247H259ZM19 247V246H18ZM56 247H58V246H56ZM61 247V246H60ZM201 247V246H200ZM218 247V246H217ZM244 247V246H243ZM251 247V246H250ZM23 248V247H22ZM21 248V249H22ZM37 248V247H36ZM42 248V247H41ZM183 248V247H182ZM188 248H189V246H188ZM195 248V247H194ZM197 248V247H196ZM208 248V247H207ZM209 248H211V247H209ZM241 248V247H240ZM262 248L264 249V247L262 246ZM44 249V248H43ZM56 249V248H55ZM58 249L60 250V248L58 247ZM186 249V248H185ZM185 249H183L184 251H185ZM191 249H193V248H191ZM214 248H212L211 250H207V253H206V256H205V253H204V258L205 259H207V260H211L212 261V258L214 259V255H215V251L213 250ZM219 249V250H220ZM238 249H239V247H238ZM244 249V248H243ZM261 249V248H260ZM20 250V249H19ZM195 250V249H194ZM218 250V251H219ZM247 250V249H246ZM21 251V250H20ZM189 251V250H188ZM187 251V252H188ZM191 251V250H190ZM197 251V250H196ZM218 251H217V253H218ZM239 251H241V250H239ZM250 251H251V249H250ZM24 252V251H23ZM42 252V251H41ZM202 252V251H201ZM234 252V251H233ZM262 252V251H261ZM260 252V253H261ZM19 253H21V252H19ZM25 253V252H24ZM181 253V252H180ZM190 253V252H189ZM192 253V252H191ZM196 253V252H195ZM222 253V252H221ZM234 253H236V252H234ZM242 253V252H241ZM186 254H188V253H186ZM198 254H199V251H198ZM202 254H203V252H202ZM201 254V255H202ZM226 254H224L223 253V255H226ZM231 254H233V253H231ZM247 254V253H246ZM245 254V255H246ZM193 255V254H192ZM197 255V254H196ZM201 255H199V256H201ZM242 256H243V254H241ZM261 255H263V254H261ZM198 256V257H199ZM229 256V255H228ZM1 257V256H0ZM21 257V256H20ZM177 257V256H176ZM179 257V256H178ZM180 257H181V255H180ZM188 257V256H187ZM197 257V256H196ZM219 257H222L221 255L219 256ZM244 257V256H243ZM242 257V258H243ZM3 258V257H2ZM8 258H9V256H8ZM24 258V257H23ZM200 258V257H199ZM204 258L202 259V260H204ZM260 258V257H259ZM264 258V257H263ZM6 259V258H5ZM181 259V258H180ZM200 259V260H201ZM3 260H4V258H3ZM12 260V259H11ZM199 260V261H200ZM215 260V259H214ZM229 260H230V258H228L227 257V255H226V257L224 258V262L226 263L227 261L229 262ZM232 260V259H231ZM235 260V259H234ZM1 261V260H0ZM7 261V260H6ZM223 261V260H222ZM222 261H221V263H222ZM237 261V260H236ZM245 260H243L242 262H244ZM263 261V260H262ZM10 262V261H9ZM12 262V261H11ZM180 262V261H179ZM179 262H177L178 264H179ZM203 262V261H202ZM223 262V263H224ZM233 262V261H232ZM238 262V261H237ZM15 263H16V261H15ZM194 263V262H193ZM199 263H201V262H199ZM204 263H205V260H204ZM211 263V262H210ZM215 263V262H214ZM220 263V264H221ZM230 263H231V261H230ZM263 263H264V261H263ZM9 264V263H8ZM182 264V263H181ZM186 264H188V263H186ZM234 264V263H233ZM239 264V263H238ZM245 264H246V262H245ZM262 264V263H261Z\"/></svg>",
  "mask_w": 264,
  "mask_h": 264
}]
</instances>
